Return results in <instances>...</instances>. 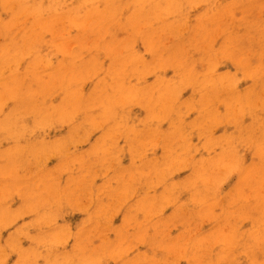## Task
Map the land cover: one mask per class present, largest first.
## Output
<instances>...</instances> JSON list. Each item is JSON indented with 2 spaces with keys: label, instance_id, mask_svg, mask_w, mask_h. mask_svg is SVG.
I'll return each instance as SVG.
<instances>
[{
  "label": "rangeland",
  "instance_id": "rangeland-1",
  "mask_svg": "<svg viewBox=\"0 0 264 264\" xmlns=\"http://www.w3.org/2000/svg\"><path fill=\"white\" fill-rule=\"evenodd\" d=\"M15 1L18 3H16ZM19 1L20 0H18V1L17 0H8V1L6 0V1L1 2V0H0V73H1L0 74V83L2 82L0 84V92H1L0 98H2V97L6 98L5 96L8 93L5 95V92H8V90H7L8 88H6L5 86H9L8 85L9 83L11 85V87L9 86V88H11L12 91L14 89V92L11 93V91H10L11 89H9L10 92L8 95H11V96L14 95L16 93L15 91H17V90H19V92H20V93L17 92L15 94V97H14L15 99L20 98V102H19V100H14L11 98L10 99L6 98L7 102H5L6 99L3 100V98H2V100H0L1 102L2 101L4 102V103L0 102L1 103L0 107L2 105V107H1L2 111L0 109V111H1L0 112V124L3 123V121H5V120H6L5 122L7 123L6 118L8 117V119H9L11 112H13V111H15V112L12 113V117L16 116V113L18 110H21V111L23 110V112L20 111L21 114L23 113L25 115L26 114L29 115L27 117H25V115H24V117H23L21 114H17V115L22 116L21 119L23 121L21 119H18V118H20V116H18V117L16 116V119H17L16 122L13 121L15 119L12 118L13 119L12 120L10 118L12 120V122L14 123L13 125H15V126H12L11 128L8 126L10 129H12V128L14 129L11 132H10V129L8 132H6L7 129H3V126L2 127L0 126V128H2L1 131L3 130V132L0 131V154L4 155V156H2L3 158L1 157V159H0V221H2V223H0V262H3V264H69V262H73V261L93 262V264H175V263L176 264H189V262H191V264H198V263L199 264H206L207 261H213L214 264H221V262L223 261L225 264H227V263L231 264L232 261L234 262L237 260L236 261L237 263H234V264H238L239 262H240L239 264H250L251 261H253V262L254 261L256 262V260H257V262L259 260L264 261V259H262V258H264V255H263L264 251H262V249H261L264 247V242H263L264 240L263 241L261 240V239H263V237L257 238V236L259 234L264 235L261 232V228L263 229V227L257 226L255 224L256 222H254L253 220H252V223H250L251 225L248 224L249 219L247 221H243V220H246L248 218L247 217L248 215H250L252 218L254 217L253 219L255 221L257 218H260L259 216L261 214L259 212L258 213L256 212L257 207L255 206L256 204H254V203L258 202L257 203V206H258V204L260 205L261 202L263 203V201L260 202V199L264 200V196H263V190H264L263 189L264 188V184H263V182H264L263 181L264 180L263 179V177H264L263 173L264 172L263 171L264 170L262 171V169H264V168H261L262 163H263L261 161L264 160V154H260V153H264V151L263 152L261 151L264 149V147H263L264 145L263 146L261 145L262 144L261 142H263V144H264V102H263L264 101V80H263L264 69H262V68H264V66H263L264 65V52H263L264 51V43H263L264 42V35H263L264 34V31H263L264 26L259 27V26L264 24L263 23V21H264V0H209L208 3H207V0H206V2H204V0L203 1L202 0H184V1L180 0V2L181 1L182 2L181 3L177 2V5H175V4H176V1H178V0H172V4L169 3V4H171V6L170 5L167 6L168 3L165 0H160V1L157 0L159 2V6H156V7H158L159 11L154 9V12H156V14H153L154 13L153 11L151 12V10H153V7L151 5H145L148 2L145 1L146 3L143 4L142 3L143 1L141 3H139V2H136L137 0H120V2H119V0H114L113 2H111L112 0H108L107 3L102 1V0L94 1V2H92L91 0H88L86 2H82L81 0H62L60 3L55 4L52 8H49V6L45 7V6H47V4L51 5L52 2L50 0H42L43 3H40V0H38L37 2L36 1L33 2V0L27 1L26 2L27 6L31 3L30 5L33 7L32 4L34 3V5L37 4L38 6L40 4L39 8L45 7V9L43 11H41V13H36V14L34 12H32L33 10L30 12V8L32 9V7L30 5L27 7L26 5H23L26 3H24V2L21 3V1L20 2ZM247 1H248V3H247ZM6 2H9V4H6ZM10 2H12V3H10ZM245 3H246V5L247 4H249V5H247L248 6L247 8L243 9L241 6L243 5L245 7L246 6ZM41 4H43V5L41 6ZM240 4H242V5H240ZM9 5L10 6L12 5L11 8L14 5V7L12 8L13 11L11 8L10 9L7 8V7H9ZM141 5H143V9H140V10L142 11V13H144V15H142V17L140 16L141 11H139V8H142ZM24 6H26L27 9ZM38 6H34V7H38ZM150 6L152 7V9ZM175 6H177V7H175ZM17 8H18V12L14 11V10H17ZM22 8H25V10H22ZM145 8L147 9L148 13H146L147 11ZM165 8H167L166 10H169V11H167L168 13L165 11ZM171 8H173V10ZM177 8H178V10H177ZM27 10H29V11L27 14H25L27 12ZM72 10H74V11L71 14H69ZM115 10H116V13H115ZM174 10H176L177 12L172 14V11L174 12ZM22 11H24V12H22ZM112 11L114 14H116L115 16H111ZM163 11H165V12H163ZM135 12L137 14H135ZM158 12L161 14H159ZM60 13H62V14H60ZM76 13H78V14H76ZM169 13H171V14H169ZM38 14H39V17H38ZM145 14H147V15L153 14L152 16H156L155 17L156 19L154 17L150 18L151 16H149V17L147 15L145 16ZM158 14H159V16L162 15L161 18L159 17V20H158ZM241 14H242V17H240ZM17 15H19V16H17ZM24 15H27V16H24ZM74 16H75V18L80 20L79 22H81L80 23L81 26L79 24L75 25V22L70 23L71 17H74ZM139 16L141 18H143V16H144L145 19H147L146 17H148V18H150L149 21L151 22L153 20L152 22L155 24L152 23V25H151V23L148 22L151 26L149 24L146 25L147 24L146 22L148 21V19L144 20V21H146L145 23H144L143 19L141 20L140 18H139V21H137ZM163 16H166V17H163ZM233 16L235 18L234 20H233ZM84 17H85V21H84L85 23H82V20H84L83 19ZM210 17L217 18V19L211 18L215 21L214 22L212 20V22H211L209 19H206V18H210ZM245 17L246 18L250 17V19L247 18L248 19L247 20ZM116 18L118 21L116 20ZM237 18L240 20V22H239V20H237ZM170 19H173V20L171 21ZM251 19H252V24L250 21ZM37 20H39V21H37ZM16 21L18 23L15 24ZM131 21L132 22L137 21V22L132 23ZM141 21H143L142 25L145 24L144 26L139 24V23H141ZM156 21H158V22L156 23ZM241 21H243V24ZM37 22H38V24H37ZM235 22H237V23L239 22L238 24H241V25L238 26V24L237 23L235 24ZM244 22H246V23H244ZM248 22H250V23H248ZM205 23L207 24V26L205 25ZM212 23H214V25ZM82 24H84V25H82ZM166 24H168V25L165 27ZM12 25H14V26H12ZM128 25H129V27L132 25L130 27L132 32H131L130 28H126V27H128ZM137 25L139 28L137 27ZM210 25L212 28H210ZM11 26H12V28H11ZM201 26L205 27L204 30L202 29ZM208 26H209V28H207ZM222 26H223L224 30L227 29V27H228V30L224 31V33L228 31L225 34L232 35L231 37L229 35V37L232 39V40L229 39L231 41V43H230V41H229V43L227 42L228 37L225 38V36H226L225 34L222 35L223 37H221V34H223L222 33V31H223ZM149 27H151V28H149ZM159 27H161V28L158 29ZM214 27H215V29H214ZM136 28L137 29L141 28V29H140V31L139 30L136 31L137 30ZM200 28L202 29V31ZM261 28H262V30H261ZM133 29L135 30V33L138 32V33H136L137 36L135 35ZM163 29L165 31H163ZM205 29L207 32L205 31ZM211 29H212L211 34H209L210 31H208V30H211ZM149 30H150V32H149ZM152 30H154V32L158 30L155 33L158 35L157 38L160 39V41H161L159 43V45H160L159 49L157 46L158 40H156V34ZM197 30L201 31L202 35L198 36L201 33H199V31H197ZM214 30H216V31H214ZM259 30H260V32H259ZM204 31L206 33H204ZM217 31L219 34L217 33ZM246 31H248V32H246ZM28 32L31 34L29 35ZM214 32L216 34H214ZM27 33H28V36H27ZM256 33H258V34L256 35ZM175 34H177V35L175 36ZM206 34L207 35L209 34L210 35V36L208 35L209 37H211V35H212L211 40H213V42L210 40V38ZM138 35H139V38H138ZM204 35H206L207 38ZM233 35H235V36H233ZM261 35H263V36H261ZM9 36H10V38H9ZM23 36L24 37L26 36V38H24ZM187 36H189L191 38V40H188L190 38L187 39L186 38ZM243 36H244V38H243ZM256 36L258 37V39L256 38ZM142 37H144V38H142ZM160 37H162V38H160ZM146 38H150V39H148L146 42ZM204 38L206 41L204 40ZM23 39H24V43H23L24 47L21 44L23 42L22 41ZM184 39H186L187 41L185 40V42H184ZM202 39L204 40V42L202 41ZM224 39L225 40L227 39V40L225 41ZM244 39H246L247 41L246 40L244 41ZM149 40H150V42H149ZM177 40L178 41L180 40L179 43L177 42ZM181 40L184 42L183 45H182ZM261 40L263 42H261ZM29 41L32 44H28V43H30ZM201 41L203 42V44ZM221 41H225V42H223V45L226 44V46L225 45L223 46ZM155 42H156V46H157L156 49H155L156 46L153 45V43H155ZM206 42H208L209 46H212L214 44L212 47L215 46L217 49H215V47H214V49H215L214 50L212 47H210L213 50L208 51L207 47H209V46H206V44H207ZM34 43H35V47L33 45ZM117 43L119 46L116 47ZM149 43H151V46ZM211 43H213V44H211ZM24 44H26L27 46L30 45L31 48H34L33 51H31V48L26 49L27 46ZM109 44H111L110 47H112L113 53L111 51L112 49L108 48ZM147 44H149V46H150V47L148 46L149 49H146ZM178 44H179V46H178ZM18 45H19V47H18ZM32 45H33V47H32ZM96 45H98V46H96ZM172 45H173V48H176V49L170 48V47H172ZM181 45H182V48L180 47ZM233 45H235V46H233ZM205 46H206V48H205ZM254 46H256V47H254ZM6 47H8V48H6ZM119 47L123 48V49L121 50V49H119ZM243 47L245 49L244 52H242ZM245 47H247V48H245ZM117 48L119 50L115 51V50H117ZM124 48H126L127 50H124ZM163 48H164V50H163ZM222 48H224V49H222ZM238 48L241 50V52L243 54L240 53V50ZM258 48H260V49L258 50ZM5 49L6 50L8 49V50L6 51ZM20 49H22V50H20ZM74 49L77 50L79 53L78 54L76 52L77 56H76V54H74V52H75ZM166 49H168V50L170 49L169 52ZM177 49H181L179 51L180 53H181V51H184L185 54L182 52L183 58L186 56L184 59L182 58V56L180 54H178L175 51ZM221 49L223 51H221ZM236 49H237V51H234ZM13 50H14V52L18 51L20 54L18 52L14 53ZM24 50L25 51H31V52H29V54L27 52L22 54V52H24ZM108 50H110L111 53ZM132 50H134V52L136 53V54L135 53L133 54V57H132V54L129 55L130 53L133 52ZM149 50H150V52H149ZM203 50H205V53L207 52L209 56L207 54H204ZM251 50H252V54H251ZM105 51L106 52L108 51V53H106ZM160 51H162V52H160ZM226 51H228V52H226ZM232 51L235 53H233ZM6 52L12 53V58L16 57V58H13L15 61L10 62L11 60L10 61H9V59L6 60L5 59V58H7ZM114 52H116L115 55L118 53H119V55H116V57H113ZM164 52H165V54H164ZM175 52H176V54H174ZM200 52H203V53L200 54ZM225 52L228 54H226ZM237 52L240 53L243 57L246 56L247 61L244 62L243 59H245V57L243 58L240 55L238 57L236 55ZM257 52H258L260 57L258 56ZM260 52H262V53L260 54ZM41 53L44 54L43 57H42ZM65 53H68V54L66 55ZM69 53L72 54V55H70V56H72V58L69 57ZM152 53H153V55H152ZM155 53H159V55H158L159 58H158V56L156 58L157 54H155ZM171 53H173L174 56H172ZM198 53L200 54L201 58L198 57L199 56ZM230 53H233V55H232L233 61L232 62L230 60L231 55L229 56ZM14 54H15V56H14ZM16 54L19 57L21 56L20 59ZM38 54L41 55L40 58H39ZM255 54H256V56H255ZM78 55H80L81 58ZM127 55L130 57H128ZM136 55H138V56H136ZM10 56H11V54H10ZM121 56H124L126 58V60L124 58H122ZM163 56L164 57L167 56L168 58L165 59ZM233 56L234 57L237 56L236 59ZM247 56H248V58H247ZM78 57H79V60L77 59ZM160 57L163 59L160 60L161 59ZM178 57H180V58H178ZM205 57H208V59H206ZM22 58H23V61L21 60ZM33 58H36V59H33ZM38 58L39 59L44 58V59L38 60ZM94 58H95V61H94ZM170 58H172V59H170ZM228 58H230V59H228ZM240 58H243V59L241 60ZM259 58H260V60H259ZM4 59L6 61H4ZM71 59H73L75 64L71 63L72 62ZM119 59H124L126 61V63L123 60H119ZM131 59H133V60L131 61ZM167 59H168V61H171V62H168ZM181 59L184 63H182ZM186 59L187 60L189 59V60L187 61ZM190 59L192 60V62ZM42 60H44L43 65L41 64ZM45 60L49 61V62L46 61L47 65L49 63L48 66L46 65ZM66 60H67V62H65ZM70 60H71V62H70ZM118 60L120 61V63L117 62ZM157 60L159 61L158 63H157ZM177 60H179V61H177ZM257 60H259V61L257 62ZM33 61L35 63H33ZM206 61L207 62L209 61V62L207 63ZM234 61H236V62L238 61V63L236 64V62H234ZM13 62H15L17 68H16V66L14 67ZM63 62L65 65L64 68H66L65 69L66 72L64 71L63 66H62V70L59 69L61 67V65H63ZM122 62L124 63V66H123ZM128 62H130V63H128ZM139 62H142L141 63L142 66ZM161 62L163 63V65ZM165 62L168 64L170 63L169 66H172V67L165 66V64H166ZM173 62L175 63L176 66L174 65ZM177 62L178 63L181 62V64H178ZM10 63L13 65L14 69L12 68V65ZM70 63L74 64L73 65L74 68ZM241 63H244L245 66L247 63L249 65V66L247 65V67H250V65H251L254 68L251 67L252 70L250 68L249 69L250 72H249L248 68L243 67ZM254 63L256 66H254ZM32 64H35L34 66H37V67L33 68L34 70L30 69ZM81 64H83L82 67H81ZM84 64H85V66L87 65L88 68H87V66L85 67ZM125 64H126V66H125ZM130 64H131V67L129 66ZM231 64H233V65H231ZM238 64H240L243 68H245L246 71H244L245 69L243 70V68H241L240 66H235ZM260 64H263V65L261 66ZM5 65H6L5 68H7V71L4 68ZM57 65H59V67ZM188 65L189 66L191 65V67L190 68L188 67L189 68V70H188L189 75H186V74H188L187 69H186ZM70 66H72L73 69L70 68ZM177 66L181 67L182 70H184V73L182 72L181 68H179ZM258 66H261L262 67L261 69L263 71L260 70L259 69L260 67H258ZM27 67H28V69L26 70ZM1 68H3V69H1ZM51 68H53V70L55 68V72L51 71L52 73H50V70H52ZM57 68L59 70H57L58 72L56 73ZM67 68L70 69V71L72 70L71 74L69 71H67L68 70ZM174 68H176V70ZM177 68H179V70ZM238 68H241V69H238ZM125 69L128 72H126ZM207 69H209L210 71L208 72ZM235 69H237V70H235ZM254 69H256V70L254 71ZM31 70L33 73L31 72ZM75 70L76 71L78 70L77 72L79 75L76 76V78L74 80L73 79L74 76L77 75L76 74L77 72H75ZM129 70H130V72H129ZM202 70H205L206 72H202ZM1 71H3L4 73ZM61 71H63V72H61ZM79 71H80V73H79ZM83 71H84V73H83ZM131 71H132V73H131ZM133 71H134V74L137 78H135V76L133 75ZM140 71H142L143 73L142 72L140 73ZM179 71H181L180 74L181 73H182V75L184 74L181 77V78H183L182 80H180L181 75L179 76V78L177 76V75H179ZM252 71H254V73ZM46 72H48V73H46ZM73 72H74V74H73ZM85 72H88V74L85 75L86 74ZM136 72H138V73H136ZM199 72L202 73L201 74L202 77L200 76V78L197 75ZM226 72H228V74ZM231 72H232V76H231L232 79L230 77ZM258 72L262 73L263 76H262V74H259V75H261V76H259ZM53 73H54V75H51V76L60 77V74H61V77H60L61 81H60V78H57L58 80L56 81L55 80L56 77L49 76L50 74H53ZM208 73L211 76L210 78H208L209 77ZM251 73H252V75H250ZM13 74H14V76H13ZM26 74H28L27 75L28 78H27V76H24ZM63 74H65V75L63 76ZM67 74H70V76ZM136 74L139 76H137ZM211 74H213V75H211ZM11 75H12L13 80L11 79ZM15 75H16V78H15ZM21 75H22V78H21ZM203 75H205L206 81L208 79H210V81L205 83L206 81L203 82V80H202L203 83H201V84L199 83L201 81H198L197 84L195 82V86H194L193 76H195V78H197V79H195V81H197L198 79L200 80L201 78L204 79ZM219 75H222V76L219 78L218 77ZM256 75H258L259 77L257 78ZM48 76L51 78H49ZM189 76L190 77L192 76L191 79L189 78ZM37 77H38V79H37L38 82L36 81ZM69 77H70V80H74V81H72V84L69 83L70 82L69 80L67 81V78H69ZM215 77H217L218 80H217V78L215 80ZM252 77H254L253 78L254 80L257 78L256 79L257 82L260 80H261V82H258V83L255 82L256 80L254 81L253 79H251ZM17 78L19 80L21 79L20 80L21 82ZM41 78L43 79V81L45 80V78L46 79L49 78L48 80L53 79L51 81V83L48 82L47 80L44 81L46 83L48 82V84L50 83L51 86H48L50 89L52 88V84L54 83V80H55L54 84H56V82L59 83V85L56 84L55 86L53 84L52 89L54 91L52 89H51L52 91L50 89H46V87H45L46 85L44 86V83H43V88L45 87L44 89L50 90L49 92H52L51 95L47 96L46 95L47 91H44V89H42V86H39L40 84L42 85V83H40V82H43ZM80 78H82V79H80ZM228 78H230L231 80ZM259 78H260V80H258ZM16 79L19 83L17 81L15 82ZM62 79H64V80H62ZM103 79H106V81L109 83L107 84V82ZM168 79H169V82H168ZM171 79L173 80V82L171 81ZM177 79L180 81H178ZM227 79H228V81H227ZM78 80L79 81L84 80V81L78 82ZM161 80H162V82H161ZM165 80H167V81L165 82ZM65 81H67L66 84H65ZM101 81H104L106 86ZM117 81H120V82H118L119 86L122 83L124 84V87H122V86L119 87V89L121 88L120 90H117L118 87L115 88L116 86H118ZM184 81H186L188 84H186V82H184ZM217 81H218V83H216ZM219 81H221V82H219ZM224 81H227V82H224ZM230 81L232 82V84ZM237 81H238V84H237ZM180 82H183V87H180V86H182V83H180ZM189 82L193 84V85L191 84L192 87L190 86ZM100 83H101V85H103V87L101 85H99ZM160 83H162V84H160ZM163 83H167V84H163ZM171 83H174V84H171ZM175 83H178V84H175ZM214 83L218 84V86L221 89L219 87H217V85ZM64 84L67 85V87ZM79 84H81L80 87H79ZM250 84H252L254 87L253 86L251 87ZM25 85H27V86L25 87ZM131 85L134 88H132ZM162 85L164 87H162L161 91H160V86H162ZM196 85H197V87L200 85V87L197 88L198 90L195 88ZM206 85H208V86L210 85L209 90L207 88L208 86H206ZM211 85H213V86H211ZM127 86L129 87L128 88L129 90L126 89L127 90L126 91L125 88H127ZM176 86L180 87V89L178 88L179 89L178 92H174L177 89ZM54 87H56V89H54ZM57 87L60 89L59 90L60 92L58 91ZM63 87H65L68 90H71L69 88H72V90L74 88H76V89L79 88V91H81L82 93L80 94L79 91L77 90L79 93L78 94L75 89L73 91L71 90V91L67 92V90L64 91L65 88H63ZM170 87L171 88L174 87L173 88L174 90H171ZM205 87L207 88V92H209L208 93L209 97L207 96V93H205V91H206ZM3 88H5V89L1 90ZM18 88H21V91ZM34 88L36 90L33 93ZM167 88H169V89H167ZM249 88H251V89L253 88V90H251ZM136 89L140 93L137 91V93H138L137 94L136 91H134ZM213 89L215 91H213ZM227 89H228V92H227ZM5 90H7V91H5ZM38 90H39V92H38ZM114 90H115V92H114ZM124 90L126 91V94H121V92L125 93ZM140 90H142V91H140ZM150 90L151 91L153 90V91L149 93ZM194 90H197V91H194ZM203 90H205V91H203ZM36 91H37V93H36ZM40 91H43V93H41ZM61 91H62V93H61ZM128 91L129 92L131 91L130 92L131 95H130V93H127ZM164 91H165V93H164ZM198 91H199V94H202L200 98H199L200 95L197 94ZM210 91H213L215 93L210 92ZM236 91H237V94H236ZM251 91H256V92L253 93ZM23 92H25V93L23 94ZM44 92H45V94H44ZM49 92H48V94H49ZM97 92H100V93H97ZM170 92H172V93H170ZM203 92H204V94H203ZM245 92L248 94H247V97H245V99H244L243 96H246ZM39 93L41 94V96H39L40 95ZM76 93H77V95H76ZM112 93H113L112 99H113V97L115 98V96H116V98H118V96H119V98L115 99V101H114V99L112 100L111 99ZM147 93L150 95H148ZM159 93H160V96L164 97V98H162L163 100H161V98L158 97L159 98L158 101H160V102H158L157 100L155 102V97H156L155 94H157L159 96ZM167 93L169 94V96H167L168 95ZM212 93L215 95V98H213L214 96ZM218 93H219V95H218ZM222 93L225 95H223ZM226 93H227V95H226ZM228 93L229 94L230 93L235 94V97H232V96H234L232 94L229 95L231 97H228ZM256 93H258V94H256ZM36 94H38V95H36ZM96 94H98L100 96H98ZM107 94L108 95L110 94V95L107 96ZM117 94H118V96H117ZM170 94H172L171 95L172 97L170 96ZM173 94H175V96ZM239 94L243 95V96H241V99H240ZM249 94H253V95L255 94L254 95L255 98L252 95V97H253V99H252ZM67 95H70V97H68ZM79 95H81V96L78 97ZM125 95L128 97H126ZM178 95H180V96H178ZM189 95H190V97L193 96V99H192V97H191V99H188V98H190V97H187ZM203 95L205 97L204 99H203ZM217 95L219 97H220V95L221 96L223 95L222 100H221V97L218 99ZM17 96H19V97H17ZM42 96L45 97L46 100ZM46 96L50 97V98H47ZM73 96H75V98ZM102 96L106 97V99L105 98L102 99L103 98ZM121 96L122 97L125 96L124 100ZM147 96L151 97L150 101L147 100ZM165 96L167 97V99ZM248 96H250V97H248ZM33 97H35V98L38 97V99L37 98L36 99L34 98V99L36 100V102L39 106L42 104L40 107L36 104L35 100L33 102ZM41 97L44 99V101L42 100L43 101L42 103H40ZM223 97H225V99L231 98V100H233L234 103L230 102V100H229V103L225 102V99H223ZM23 98L25 99V101L23 100ZM73 98L76 99L77 103L79 104V105L76 104L78 106V107L77 106L75 107L76 113L72 112L74 109H72V111H71V109H69V108L74 107V105L71 103V101H75ZM127 98L128 99L132 98V101L128 100L129 104H127L125 102V101H127ZM174 98H175V100H174ZM186 98L188 100H190L189 103H188V101L185 102V100H187ZM195 98L197 99V101ZM248 98L249 99L251 98L252 100H249ZM96 99L99 100V104L102 102V104L99 105L102 108L98 106V103H96L97 102ZM148 99H150V98H148ZM214 99L217 101L219 100V101L218 102L213 101ZM255 99H256V103L254 101ZM260 99H261V101H260ZM89 100H91L94 103L93 108H91L89 106V105H91V101H89ZM102 100L104 101V103ZM116 100L117 101L121 100L120 106L118 105V107L119 108L121 107V109H118V107H116V109L115 108L113 109L114 111L118 112V113L116 112V116L114 115V118H113L112 117L113 114H111V113H113V110H111L109 106H107V108L104 107V109H103L102 105L105 104V106H106V104L110 103L109 101H112L111 103H113V101L117 102ZM122 100L124 101V103ZM199 100H201L202 102H203V100H206L203 102V104H204L203 107L201 105H199L200 103H202L201 101H200V103H198ZM207 100L209 103L207 102ZM235 100H237V101L235 102ZM38 101H39V103H38ZM67 101H70L71 107H68ZM106 101H108V103H105ZM169 101H171V102H169ZM179 101H181V102H179ZM220 101L223 102V104H221ZM226 101H228V100H226ZM248 101H250V104L248 103ZM22 102H24V103H22ZM130 102H132V103H130ZM148 102H149V104H148ZM157 102H158V104L164 103L165 106L167 105L166 111L167 110L170 111L169 114H171V116H170L171 118L173 117V114L175 112H177V113L179 112V114H177V113L174 114V117H176V114H177L178 118L176 117L177 118L176 120L172 119L174 122L170 121V119L166 118V117H165L166 118V120H165L164 116H167L168 112L166 114V112L164 111L165 112L164 116H162L163 112H162V108H161L160 109L161 112L159 111L161 113L160 114L161 116L158 114L159 112L156 113L158 111V110H156V108L158 109V107H159L158 104H156ZM193 102L198 103V104H194ZM216 102H217V104H216ZM243 102H245V103L243 104ZM47 103L51 104V108H53V109L55 108L54 112H56V113H53V110H52V113L50 114L51 108H49L50 106ZM73 103H75V102H73ZM83 103H85V104H83ZM93 103H92V105H93ZM125 103H126V105H129V107L126 106ZM178 103H180V104H178ZM186 103L188 104L187 107H186ZM238 103H239V105H238ZM254 103H255V105H254ZM21 104H24V105H21ZM32 104L33 105L36 104L35 106H37L39 108L35 109V106L33 107ZM145 104L149 105V106H147V108L150 107V105L152 104L151 105V111H153L157 115L154 113H151L150 108H148L149 110H147ZM207 104H210V106L209 105L207 106ZM212 104L215 106V108L211 107V106H213ZM252 104H253V106H252ZM72 105H73V107H72ZM121 105H123V106H121ZM153 105H155L154 106L155 110H152ZM171 105H173V106H171ZM189 105L192 108L189 109ZM197 105L199 106L198 108L196 107ZM248 105H250L249 106L250 108L248 107ZM20 106H21V108H23V106H24V109H19ZM124 106H126V107H124ZM224 106H225V109L223 108ZM243 106H245V107H243ZM15 107H19V108H15ZM41 107H42V109H41ZM154 107H153V109H154ZM204 107H207V108L210 107L212 109V110L210 108H209L210 110L207 109L206 114L212 115L214 112L213 113H210V112L217 110L216 113L213 114V117L215 116L214 118L211 117V115L210 116L206 115L205 117H208V119L207 120L205 119L204 122L205 121L210 122L213 119L218 120V118L221 121L219 123H217V121H216V124L214 122L215 120H213V122L211 121L213 123L212 124L213 127H212V125H209V124H211V122L210 123L205 122L206 124H204L203 120L202 121L200 120L201 116H203V118H205L203 115V113H205V111L203 110ZM227 107H228V109H226ZM255 107H257V108H255ZM32 108L35 109L34 112H32L33 111ZM80 108L82 109V111L80 110ZM168 108H170L171 110H169ZM194 108H195V111H194ZM65 109L67 111H64ZM78 109L80 112L78 111ZM102 109H103V111H102ZM124 109H126V112H125L126 114H124V111H125ZM174 109H175V112L173 111ZM186 109H187V111H186ZM213 109H215V110H213ZM250 109H253V112L250 111V113L252 112V114H251L252 117H250V114H248ZM69 110L71 111V114L74 113V114H76V116L70 115ZM106 110H108L109 112L111 111L110 114L108 113L109 115H107ZM120 110L122 111V113L119 112ZM176 110H179V111H176ZM183 110H185L186 112L184 111L185 114L182 115ZM201 110H202V112L203 111L204 112L203 113L199 112L200 114L197 115L196 113H198V111H201ZM242 110H244L245 112ZM24 111L26 113H24ZM101 111H102V113H101ZM171 111L174 113H171ZM238 111H240V112L238 113ZM207 112H209V113H207ZM223 112H224V114L226 113L225 115L228 114L229 117H231V118L228 117V119H227V117L225 115H223ZM42 113L43 114L46 113V114L43 115ZM62 113H65L64 116H62L63 115ZM244 113L248 114V116H246ZM104 114H106V115L104 116ZM123 114H124V118H123ZM40 115H43V116H40ZM118 115L120 117H117ZM150 115H152V116H150ZM181 115H182V117H181ZM255 115H256V118H255ZM44 116L46 117L45 120L48 119L47 120L48 123L50 120V123H52V125L47 124V122L44 120ZM65 116H69V118L71 117L70 119H72V120L70 122L67 120V122H66ZM149 116H150L151 120L149 119ZM154 116L156 119L153 120L152 117L154 118ZM41 117H43V118L41 119ZM50 117L55 118V120H57V122L56 121L54 122L53 118L51 119ZM105 117L110 119V120L106 119ZM210 117H211V119H210ZM223 117L225 118V120ZM25 118H27L26 121H25ZM56 118H58L59 120ZM99 118L100 119L102 118V119L100 120ZM112 118L114 121H112ZM119 118L124 122H122ZM125 118H127V119H125ZM158 118H160L159 122H157ZM179 118H181V120ZM183 118H184V121H183ZM242 118H243L244 122L242 121ZM91 119H93L95 121V123L93 125H92V123H90L91 126H88L87 121L88 120L93 121ZM104 119H106V122H104ZM168 119H169V122L173 123V125L172 124L170 125L169 122L167 123ZM191 119H193L192 122H191ZM194 119H196V120H194ZM35 120H37V121H35ZM40 120H41V122H40ZM43 120L46 122L44 124L45 125L47 124L48 126L46 125V127H45V125H42L44 122ZM152 120H153V123H151ZM178 120H179V122H178ZM198 120H200L202 122L199 126V131H201L203 129L201 131V133L202 132L204 133L203 135H201V133L198 131V127H195V126H197L196 123ZM228 120H231V121H228ZM233 120H234V122H233ZM110 121H112V122H110ZM193 121L195 123L194 126H193ZM235 121L237 122V125L239 127L236 126V124H235V126H233L234 123H236ZM250 121H252V122L254 121V122L251 123ZM20 122H22L21 124L25 123L24 126L22 127L24 130H21V132L19 131V128H17V126L20 125L19 124ZM37 122L39 124H37ZM77 122L78 123L81 122V126L79 124L77 125ZM119 122L121 124H119ZM228 122H230L231 125L228 124ZM260 122H262V123H260ZM123 123H124V126H122ZM185 123L186 124L192 123V124L189 125L190 126L189 127L188 125L186 126ZM244 123H246L245 125H247V126H245ZM26 124L28 126H25ZM95 124H96V126H95ZM108 124H110L112 128L107 127ZM148 124H149V127H148ZM167 124H169L170 127ZM174 124H178L177 126H180V127H178V129H180V130L177 129V126L174 127ZM7 125H11V124H6V126ZM38 125L44 126V127H40L43 129L37 128ZM203 125H206V126H203ZM208 125L210 127V128L208 127L209 130L207 131V129H205V131H204V127L206 128ZM84 126L86 127L87 130L83 129ZM99 126H101V127H99ZM121 126L123 129L121 128ZM151 126H152V128H154V126H156L154 128L155 130H153L154 131L153 133L151 132L152 131V129L150 128ZM172 126H173V128H172ZM184 126H186V130L188 129V127H189V129L186 131ZM202 126H203V128H202ZM25 127L26 128L29 127V128L27 130H25L26 129ZM87 127H91V128H87ZM157 127L159 130L157 129ZM181 127L183 128V130ZM237 127H238V129H240L238 131H241V129H242L241 133H243L242 134V135H244L243 137L242 136H240V138L237 137L241 134L237 130H236L237 132L235 131V129H237ZM246 127L248 129H245ZM250 127H251V129H250ZM34 128H35L36 132L34 131ZM80 128H82V131ZM109 128H111V130ZM171 128H172V131L170 130V132H169V130H168V133L164 132L165 130L167 131V129H171ZM212 128L214 129V131ZM256 128H257V130H256ZM15 129H17L18 131L15 132ZM29 129H30L32 134H29ZM118 129L119 130L121 129L122 132L119 131ZM210 129H212L211 131H213V132L209 138V135L207 134V132H209V134H210V132H211ZM232 129H234V130H232ZM162 130H163L164 135H165V133L168 134V135H166V137L168 136L167 137L168 139L165 137V139L163 140V138H162L163 135L162 134L160 135L158 133L157 140H156V135H157L156 133L158 131L159 132L161 131V133H162ZM223 130L226 133L223 132ZM27 131H28V133H27ZM108 131H111V132H108ZM132 131H135V132H133L134 134L131 133ZM250 131L252 134L250 133ZM5 132L7 133V135L9 133L11 135L9 134L7 137V135H4ZM75 132H77V133H75ZM107 132L109 133V138L112 137L111 139L108 138ZM147 132H149V133H147ZM175 132H176V134H174ZM182 132H184V133H182ZM230 132L232 133V136L230 138H233V139H231V142L233 141L232 143L230 142V139H228V137L231 134ZM23 133H24V135H23ZM120 133H121V137H120ZM125 133H126V136H125ZM139 133L140 134L142 133V134L140 135ZM169 133H171V134H169ZM179 133H182V134H179ZM236 133H238V134H236ZM257 133H258V135H257ZM16 134H17V136H16ZM20 134H22L23 136ZM25 134L27 136H25ZM76 134L77 135L80 134L79 135L80 137L79 136L77 137ZM110 134H111V137H110ZM2 135H3V138H1ZM149 135H151V136H149ZM170 135H172V136L174 135L175 138L172 139L171 138L172 136L170 137ZM234 135H235V138H234ZM251 135L253 137H250ZM31 136H32V140H31ZM116 136H118V137L116 138ZM131 136H132V138H130ZM133 136L135 139L137 137L139 139V141L142 139L148 140V138H152V139L150 140L149 143L147 141L148 144L146 143L147 145L145 144V146H144V145H142L144 143L143 142L144 140H142V143L141 142L138 143V141L134 140ZM147 136H148V138H147ZM153 136H155V137H153ZM72 137L74 140L71 139ZM140 137L142 139H140ZM225 137H226V140H225ZM248 137H250L251 139H249ZM18 138H19V140H18ZM24 138L26 139L25 141H23ZM27 138H29V141ZM242 138H244L245 140L248 138L247 140L248 141L251 140V141L245 143L241 140ZM14 139H15V141L17 139V141L13 142ZM34 139H36V140H34ZM166 139H167V141H166ZM227 139L230 143V146H232L233 149L229 146ZM253 139H255V140L257 139V142L253 141ZM259 139H260V141H259ZM162 140L164 143L161 142ZM165 141H166L167 145L165 144ZM238 141L239 142L242 141L240 146H239ZM24 142L25 143L28 142L26 149H23V146L25 147V145H26ZM34 142H36V143H34ZM225 142H227V144H225ZM236 142H238V143H236ZM162 143H163V145H162ZM234 143H235L236 147L234 146ZM243 143H244V145H243ZM252 143H254V145ZM259 143H261L260 144L261 146L259 145ZM18 144L22 145L20 148L23 149V151L21 153L20 152L21 149L17 148V150H19V152H20V155L17 154V156L15 157V155H16L15 153L18 152L15 148L19 147ZM44 144H46V146ZM60 144H62V145H60ZM100 144H102V145L100 146ZM256 144L258 147L256 146ZM41 145H43V148ZM106 145H107V149L105 148ZM175 145H178L177 148L175 147ZM251 145H253V146H251ZM32 146L34 148L36 147V149H39L41 147L40 148L41 150L39 151L38 155H37V150H35ZM44 146H45V148H44ZM102 146H104L105 152H101L100 150L98 151L99 147H102ZM255 146H256V149H255ZM13 147H14V150H13ZM60 147H61V149H60ZM220 147H221V152H220ZM225 147H226V150L224 151ZM259 147H260V152L256 151L257 153H254L257 155L252 154L253 152H255V150H259ZM104 148L102 147V149H104ZM218 148H219V150H218ZM236 148L238 149V153H237ZM247 148H249L250 151ZM42 149H44V150L48 149V150H45L46 152L43 150V152H45L46 155L42 152ZM174 149H175V151H173ZM230 149L234 150L235 152L233 153L232 150H230ZM243 149H244V151H243ZM251 149H254V150L252 151ZM180 150H182V151L187 150V152L184 154V151L183 152L181 151V153H180ZM12 151H13L14 157L9 156L10 154L12 155ZM31 151H33V152H31ZM223 151H224V153H223L224 156L223 155L221 156L218 152H220L222 154ZM26 152H29V154H27L28 157L25 154ZM173 152H176V153H173ZM226 152H228V153L226 154ZM33 153L35 155H37V157L35 156L37 158V160H35V158L33 157V155H34ZM179 153L180 154L183 153V154L180 155ZM229 153H231V155H229ZM240 153L244 154L245 157L242 154L240 155ZM39 154L42 155L43 157L42 156L39 157ZM176 154H178L179 156H177ZM259 154H260L261 158L258 156ZM30 155H32L34 160ZM174 155H176V156L173 157ZM227 155H229L230 157H226ZM237 155H239L240 157H238ZM8 156H9V158H8ZM18 156H21V158L23 159V163L21 162L22 159L19 158ZM216 156H219L217 163L215 162V160L217 159ZM241 156H242V158H241ZM179 157H180V159H179ZM214 157H215V160L212 161L211 158H214ZM225 157H226V159H225ZM232 157H234V158H232ZM12 158H14V159L16 158V160H13V163L11 162ZM200 158L203 161L206 159L208 162L210 161L209 164H211L210 166L212 168L207 166L208 165L207 161L203 162ZM229 158H232L231 160L233 161V162H231L232 166L230 165V168H229V164H230L229 162L231 160L229 161ZM258 158L260 160L261 159H263V160L260 161V160H258ZM240 159H243L244 162H243V160H240ZM28 160H31V161H28ZM195 160H197V162H199V163L194 162ZM26 161H27V163H26ZM219 161H222L221 162L222 167L221 166L218 167L220 165ZM234 161H236L237 163ZM240 161H242L241 165L239 164ZM3 162H4V164H3ZM193 162L197 163V164H195V166H194ZM225 162H227V164ZM92 163H93V165H92ZM15 164L16 165L19 164L18 165L19 169H17L18 166H16ZM26 164H29L26 167V169L21 167L23 165L25 167ZM203 164H204V167H203ZM214 164H217V165H214ZM256 164L257 165L261 164L260 166H258L261 168V169L258 168L259 174H262L260 176L257 174L259 179L255 175L256 172L258 173V171L254 169L257 167ZM252 165H254V166H252ZM11 166H13L12 168H14V166H15L16 170L14 169L15 170L14 172H12V170H10V169H12ZM199 166H200V168L203 167V169L201 170L203 176L208 174L207 176L203 177L201 172L199 173V176L201 177L202 181L207 183V184H204V183H202V181H200V178L198 176V172L200 171V169L198 168ZM206 166H207V169H205V173H204L203 170H204V168H206ZM216 166H217V168H216ZM240 166H241V168H240ZM90 167H91V169H90ZM179 167H180V171H179ZM224 167L229 169L230 171L228 170L229 172H226ZM248 167H250V168L253 167V170H255V172L254 171H253L254 173L250 172L251 169ZM20 169H24V170H20ZM135 169H137V170H135ZM194 169H195V171H194ZM198 169H199V171H196ZM215 169L216 170L218 169L217 170L218 172L220 169L221 170L223 169L222 171L220 170V172H219L222 174L220 175ZM8 170H10L9 171L10 173L8 172ZM208 170H209V173L206 172ZM212 170H215L218 173L217 174L218 176L215 180L216 182H214V179L212 177L213 176L212 173H214L215 171H212ZM260 170H261V172H260ZM16 171H17V176L14 175L16 173ZM20 172L23 173V176ZM216 172L214 173L215 174L214 176H216ZM237 172H239L240 176L241 175L244 176L246 174L244 178H246V176H247L248 177V178H246L247 180L244 179L242 176H241L242 177L241 178ZM11 173H13L14 179H13ZM87 173H90L91 175H89ZM158 173L162 176H160ZM192 173L193 174L196 173V174L193 175ZM18 174H21V176H19L20 178H16V177H18ZM164 174L166 176H164ZM209 174H210V176H209ZM219 175L222 177L218 178ZM236 175H238V176H236ZM163 176H164V178H162ZM193 176H196V177H193ZM261 176H262V179L260 178ZM22 177H24V178H22ZM120 177H122V178H120ZM160 177H161V179H160ZM224 177L227 179H225ZM236 177H237V179L235 180ZM253 177L255 179L257 178L256 183H258V184H255V180L253 179ZM204 178H206V181H204L205 180ZM240 178H241L242 182L240 181ZM163 179L166 180V182H164ZM243 179H244V181L246 180V182L249 180L248 181L249 184H254V186L243 182ZM196 180H198V181L196 182ZM219 180H221V181H219ZM211 181H213V183H211ZM217 181H218V183H217ZM223 181H227V182H223ZM234 181H235V183H233ZM238 181H239V184L237 183ZM251 181H253V182H251ZM261 181H263V182L261 183ZM130 182H132V183H130ZM161 182H163L164 184ZM199 182H200V184H199ZM45 183L47 185H45V186L40 185V184H45ZM182 183H184V185ZM242 183H244L246 185L243 184L244 186H242ZM117 184L118 185L122 184V185H119L120 186L119 187ZM129 184H131V186L133 184L134 186L131 187ZM171 184L174 186H172ZM176 184H178V185L175 186ZM202 184L204 185V187ZM229 184H231V185H229ZM233 184H235V185L237 184V185L234 186ZM48 185H51L52 188L50 186L49 187L51 189H54V191H55L54 192L51 189L49 190L50 192H52L54 194L55 202L41 203V204L34 206L33 193L38 192V190L40 191L41 189H44L43 187L48 188L47 187ZM165 185L167 186V188L163 191ZM199 185H200V187H199ZM214 185H216V186H214ZM125 186L127 187V189H126L127 191L125 190V188H126ZM210 186H212V187H210ZM237 186H238V188H237ZM173 187H174V190H173ZM185 187H187V189H185ZM257 187L258 188L262 187V188L257 189ZM120 188H121V190L123 189L122 191L124 194H122V195H121V193H122L121 190H119V191H121V193H118L119 192L118 189H120ZM193 188H196V190L198 189L199 191L198 190L195 191V189H193ZM224 188H226L227 190L225 189L226 191H224ZM228 188H230V189H228ZM160 189L164 192L165 195L167 194L168 196L164 197L165 195L161 192L163 194V198H160V194H161V193L159 194ZM190 189L194 190V192L192 190L190 191ZM234 189H236L240 193H237L236 190H234ZM245 190L248 192L246 193ZM253 190H254V193L256 192V194L253 193L255 195L256 199H254V198L252 199L253 195L250 196L251 191H253ZM29 191H30V193L32 192V195L29 193ZM115 191H117V192H115ZM230 191H231V193H233L235 191V193L231 194V196H230L231 199H229V194H230L229 192ZM249 191H250V194H249ZM173 192H175V193H173ZM221 192H225V193L221 194ZM227 192L229 193L228 195H227ZM259 192H261L262 195H260L261 193H259ZM189 193L192 194V196ZM199 193H200V195H199ZM215 193H217V196L215 195ZM158 194H159V196H157ZM172 194L175 197L171 198ZM210 194H211V197H213V199L209 196ZM219 194H220V197L218 198ZM125 195H126V197H125L126 199L124 198ZM195 195H196V197L194 198ZM235 195H237V196L239 195L238 198ZM114 196H116V197H114ZM155 196L159 197L160 199L155 197ZM169 196H170L171 200L168 198ZM206 196H208L207 199H206ZM215 196L218 199H216ZM244 197L245 198L247 197V198L245 199ZM141 198H143V199H141ZM146 198H148L149 200L151 199V200L150 201L148 200L149 202L147 203ZM179 198H181V199H179ZM226 198L229 200L227 201ZM257 198H260V199H257ZM172 199H174V200H172ZM238 199L241 200V203ZM243 199H245V200H243ZM140 200H144L148 206L146 205V203H144L143 201H140ZM197 200H198V202H196ZM203 200L206 201L207 203H205ZM234 200L236 202L231 204V202ZM122 201H124V203ZM141 202H143L144 206L145 207L147 206V208L143 207V205H141ZM223 202H228L231 205L226 206L227 203H223ZM120 203H123V204L121 205ZM216 203H218L219 205L221 204V207L226 208L223 210H225L224 212L228 211L227 212L228 214H225L224 212L219 213V211H221L222 209L219 208L220 206ZM222 203H223V205H222ZM251 203L253 204L252 207L249 205ZM262 203H261V205H262ZM137 204L141 205L142 208L140 209V206H138ZM205 205H207L209 207L213 206L212 213L210 212L211 216H208V215H210V213L207 215L209 218L206 216V214L208 213V211H210V209L208 211L204 212L205 210H207L206 209L207 206L205 208ZM233 205H235V207H233ZM237 205H239L240 208L245 207L244 211L246 212L248 210L249 214L246 212L248 214L246 216V213L243 212V208L241 211V209H239V207ZM261 205H260V208L262 207V209H263L264 205L263 206H261ZM236 206H237L238 210L240 211L239 213H238V210H236ZM246 207H248L249 209L246 210ZM143 208L146 211L142 210ZM229 208L230 209L233 208V210L230 211V214H231L230 216H229V210H230ZM193 209H194V211H193ZM203 209H205V210H203ZM234 209H235V212H234ZM257 209H258V211L262 210V209L259 210V208H257ZM142 211H144V213ZM195 211L198 212V214L200 213L199 216L197 215V217H196V214L194 213ZM232 211L234 213H231ZM262 211H264V209ZM138 213H139V215H138ZM187 213H188V215H187ZM203 213L204 214L206 213L205 217H203L204 216ZM216 213H218L217 215H219V214H221L222 216L225 215V219L222 218L221 215H219V217L221 216L219 218L218 216H216ZM262 213L264 214V212H262ZM191 214L193 215L192 217H191ZM212 214H213L214 219H212L213 218ZM241 214H243V215H241ZM256 214H257V216H256ZM263 214H262V216H263ZM200 215H202V217ZM227 215H228V218L226 217ZM236 216H237V218H235ZM262 216H261V218H262ZM216 217H218L219 219L218 218L216 219ZM232 217H233V219L230 220V218H232ZM261 218L258 220H261L260 222L262 225L264 223V220H263V218L262 219ZM221 219H222V221H221ZM239 220H241V222H239ZM246 222H247V224H246ZM202 224H203L204 228H203V226L201 227ZM231 224H232V231L235 228H236V230L238 228V230L241 229L240 230L241 232L238 230H237V232H235L236 230L231 232V227H230ZM257 224L259 225V222H257ZM237 225L239 227H237ZM243 226L244 227L248 226L247 229L252 230V231L248 230L249 231L248 236H247L246 232H245L246 234H244V233L242 234V232H243L242 228H244ZM254 226H257V227H254ZM257 228H258V230H255ZM169 230H170V232H169ZM216 230L218 233L216 232L215 234H213ZM254 230L256 232L259 231V234L257 233V236H255L256 232H253ZM251 232H253L252 238L255 237V239L251 240V238H250ZM229 233L230 234L232 233L231 238H233L234 241H232V239L230 237H228V236H231V235H229ZM239 233L241 234V237L236 236ZM254 233H255V235H254ZM221 234H223L221 236L222 238L220 237ZM211 235H212L213 240H214V238H216L215 239L216 244L214 242H212L215 244V245H213L214 247H212V249L214 251L211 249L210 250L211 253H210L209 250H207V248H211V239H209V238H211L210 237ZM233 235H235L236 237H239V238H237L239 241L237 239H235L236 237ZM224 236L226 237L225 239H224ZM246 236H247L248 242L245 239ZM55 237H59V239L58 238L55 239ZM228 238L231 240H226ZM220 239L225 240L223 242V244H222ZM240 239H242V240H240ZM256 239H257V241H256ZM253 240L255 243L251 242ZM174 242H175V244H174ZM206 242H207L208 246H207ZM227 242H229V244L235 243L234 245L236 247H238V249L235 248V246L234 247L232 246L233 248L230 247L232 244L229 245ZM244 242H245V244H244ZM194 243L195 244L200 243V244H198L199 246L197 245V247H196ZM225 243H227L228 245H226ZM236 243L239 244L240 247H243L242 249L244 250V252L241 251L242 249ZM246 244H249V245L252 244L253 247L251 245H250L251 247H249V245L246 246ZM117 245L120 247H118ZM155 245H159V246H155ZM224 245H225V247L227 246L229 249L232 248L230 250L232 252H230L227 249V247L223 248L222 249L223 251H222L221 247H224ZM244 245H245V247H244ZM165 246H167V248H165ZM174 246H177V247H175V249H174ZM204 246L207 248H205ZM218 247H220V248L218 249ZM247 247L249 249H251L250 253H253V256H255L254 257L255 260L254 259L248 260V257L250 256V253H248V252L250 250ZM215 248L218 251H216ZM245 248H247L248 251L245 250ZM224 249H226V250H224ZM233 249H235V250H233ZM219 250H221L222 252ZM263 250H264V248H263ZM216 252L217 253L220 252V253L218 255H216L217 254ZM192 255L196 257L195 261H194V257H192ZM251 257H252V254H251ZM216 259H217V261H219V263L216 262ZM225 259H227V260H225ZM229 259L232 261H230ZM225 261H227V262H225ZM253 262L251 264H253Z\"/></svg>",
  "mask_w": 264,
  "mask_h": 264
},
{
  "label": "bare ground",
  "instance_id": "bare-ground-1",
  "mask_svg": "<svg viewBox=\"0 0 264 264\" xmlns=\"http://www.w3.org/2000/svg\"><path fill=\"white\" fill-rule=\"evenodd\" d=\"M2 1H6V0H1V2H2ZM7 1H8V0H7ZM17 1H18V0H17ZM20 1H21V3H23V2L26 3V2L29 1V0H20ZM20 1H19V2H20ZM34 1L37 2L38 0H33V2H34ZM50 1L52 2L51 5H48V4H47V6H45V7H48V6H49V8H52L55 4L60 3L62 0H50ZM81 1H82V2H86V1H88V0H81ZM91 1L94 2V1H100V0H91ZM102 1H104V2H106V3L108 2V0H102ZM113 1H114V0H112L111 2H113ZM142 1H143V2H142ZM145 1L148 2V3L145 4V5H151V6L153 7V10H151V12H152V11L154 12V9H155V10H158V7H156V6H159V2H158L157 0H137L136 2H139V3L142 2V3L144 4V3H146ZM159 1H160V0H159ZM165 1L168 3L167 6H169V5L171 6V4H172V0H165ZM165 1H164V2H165ZM183 1H184V0H183ZM202 1H203V0H202ZM208 1H209V0H207V3H208ZM12 2H13V1H12ZM12 2H10V3H12ZM15 2H16V1H15ZM119 2H120V0H119ZM136 2H135V3H136ZM177 2L179 3L180 0L176 1V4H175V5H177ZM181 2H182V1H181ZM181 2H180V3H181ZM204 2H206V0H204ZM237 2H238V1H237ZM249 2H250V1H249ZM16 3H18V2H16ZM40 3H43V1L40 0ZM169 3H171V4H169ZM173 3H174V2H173ZM247 3H248V1H247ZM253 3H254V2H253ZM256 3H257V2H256ZM256 3H255V4H256ZM6 4H9V2H6ZM28 4H29V3H28ZM30 4H31V3H30ZM30 4H29V5H30ZM164 4H165V3H164ZM2 5H3V4H2ZM21 5H22V4H21ZM23 5H26V6H27V3H26V4H23ZM29 5H28V6H29ZM32 5H33V7L30 5V6L32 7V9L30 8V12L33 10L32 12H34L35 14H36V13H41V11H43V10L45 9V7H43V8L40 7V8H39L40 4H39V6H38L37 4L34 5V3H33ZM42 5H43V4H41V6H42ZM240 5H242V4H240ZM245 5H246V3H245ZM247 5H249V4H247ZM247 5H246L245 7L242 5L241 7H242L243 9H245V8L248 7ZM11 6H12V5H11ZM11 6L9 5V7H7V8L10 9ZM26 6H24V7L26 8ZM28 6H27V7H28ZM34 6H38V7H34ZM122 6H123V5H122ZM126 6H127V5H126ZM141 6H142V8H139V11H141L140 9H143V5H141ZM151 6H150V7H151ZM167 6H166V7H167ZM252 6H253V5H252ZM3 7H4V6H3ZM13 7H14V5H13ZM13 7H12V8H13ZM152 7H151V9H152ZM175 7H177V6H175ZM175 7H174V8H175ZM12 8H11V9H12ZM20 8H21V7H20ZM25 8H22V10H25ZM156 8H157V9H156ZM242 8H241V9H242ZM26 9H27V8H26ZM145 9H146V8H145ZM149 9H150V8H149ZM166 9H167V8H165V11H166V12L169 11V10H166ZM171 9L173 10V8H171ZM175 9H176V8H175ZM238 9H239V8H238ZM241 9H240V10H241ZM90 10H91V9H90ZM160 10H161V9H160ZM177 10H178V8H177ZM12 11H13V9H12ZM14 11H17V12H18V8H17V10H14ZM28 11H29V10H27V12H26L25 14H27ZM73 11H74V10H72L69 14H71ZM113 11H114V10H113ZM113 11H112V13H111L112 15L110 14L111 16H115V15H116V14L113 13ZM139 11H138V12H139ZM146 11H147V9H146ZM158 11H159V10H158ZM165 11H163V12H165ZM241 11H242V10H241ZM22 12H24V11H22ZM30 12H29V13H30ZM143 12H144V11H143ZM160 12H161V11H160ZM170 12H171V11H170ZM175 12H177V11H176V10H174V12L172 11V14L175 13ZM247 12H248V11H247ZM115 13H116V10H115ZM146 13H148V11H147ZM158 13H159V12H158ZM167 13H168V12H167ZM21 14H22V13H21ZM60 14H62V13H60ZM76 14H78V13H76ZM113 14H114V15H113ZM135 14H137V13L135 12ZM153 14H156V12H154ZM153 14H152V15H153ZM159 14H161V13H159ZM159 14H158V20H159V17L161 18V16H162V15L159 16ZM169 14H171V13H169ZM33 15H34V14H33ZM142 15H144V13H142V11H141V15H140V16L142 17ZM146 15H147V14H145V16H146ZM152 15H147V16H148V17L151 16L150 18H152V17L155 18V17H156V16H152ZM167 15H168V14H167ZM239 15H240V14H239ZM17 16H19V15H17ZM24 16H27V15H24ZM34 16H35V15H34ZM36 16H37V15H36ZM140 16L138 17L137 21H139V18H140L141 20L143 19V21L148 19V21H147V22L144 21V23L146 22V23H147L146 25H148L149 23H151V25H152V23H153L152 21H153V20L150 22V21H149L150 18L146 17L147 19H145L144 16H143V18H141ZM244 16H245V15H244ZM38 17H39V14H38ZM38 17H37V18H38ZM79 17H80V16H79ZM163 17H166V16H163ZM163 17H162V18H163ZM167 17H168V16H167ZM208 17H209V16H208ZM213 17H214V16H213ZM213 17L206 18V19H209V20L212 22L213 19H217V18H213ZM238 17H239V16H238ZM240 17H242V14H241ZM240 17H239V18H240ZM81 18H82V17H81ZM169 18H170V17H169ZM211 18H213V19H211ZM245 18H246V17H245ZM247 18H248V17H247ZM247 18H246V19H247ZM83 19H84V20H82V23H85V22H84V21H85V17H84ZM134 19H135V18H134ZM134 19H133V20H134ZM155 19H156V18H155ZM234 19H235V18H234V16H233V20H234ZM241 19H242V18H241ZM248 19H250V17H249ZM248 19H247V20H248ZM40 20H41V19H40ZM116 20H117V18H116ZM160 20H161V19H160ZM164 20H165V19H164ZM168 20H169V19H168ZM170 20L172 21L173 19H170ZM237 20H239V19L237 18ZM37 21H39V20H37ZM79 21H80V20L77 19V18H75V16H74V17H71V21H70V23H74V22H75V25H78V24L80 25L81 22H79ZM117 21H118V20H117ZM137 21H134V22H137ZM143 21H141V23H139V24L142 25ZM210 21H209V22H210ZM213 21H214V20H213ZM250 21H251V24H252V19H251ZM131 22H132V21H131ZM134 22H132V23H134ZM148 22H149V23H148ZM157 22H158V21H156V23H157ZM160 22H161V21H160ZM214 22H215V21H214ZM239 22H240V20H239ZM239 22H238V23H239ZM241 22H242V24H243V21H241ZM11 23H12V22H11ZM16 23H18V22L16 21L15 24H16ZM43 23H44V22H43ZM236 23H237V22H235V24H236ZM238 23H237V24H238ZM244 23H246V22H244ZM248 23H250V22H248ZM263 23H264V21H263ZM15 24H14V25H15ZM37 24H38V22H37ZM109 24H110V23H109ZM153 24H155V23H153ZM212 24L214 25V23H212ZM215 24H216V23H215ZM261 24H262V23H261ZM14 25H12V26H14ZM41 25H42V24H41ZM82 25H84V24H82ZM144 25H145V24H143L142 26H144ZM149 25H150V24H149ZM151 25H150V26H151ZM162 25H163V24H162ZM167 25H168V24H166L165 27H166ZM205 25L207 26L206 23H205ZM239 25H241V24H238V26H239ZM12 26H11V28H12ZM15 26H16V25H15ZM80 26H81V25H80ZM131 26H132V25H131ZM131 26H130V27H131ZM238 26H237V27H238ZM253 26H254V25H253ZM263 26H264V24L261 25V26H259V27H263ZM130 27H129V25H128V27H126V28H130ZM137 27H138V25H137ZM145 27H146V26H145ZM155 27H156V26H155ZM165 27H164V28H165ZM175 27H176V26H175ZM201 27H202V29L204 30L205 27H204V26H201ZM118 28H119V27H118ZM124 28H125V27H124ZM138 28H139V27H138ZM146 28H147V27H146ZM149 28H151V27H149ZM149 28H148V29H149ZM160 28H161V27H159L158 29H160ZM207 28H209V26H208ZM207 28H206V29H207ZM210 28H212L211 25H210ZM9 29H10V28H9ZM121 29H122V28H121ZM136 29H137V28H136ZM140 29H141V28H140ZM140 29H137L136 31H138V30L140 31ZM148 29H147V30H148ZM165 29H166V28H165ZM200 29H201V28H200ZM202 29H201V31H202ZM206 29H205V31H206ZM214 29H215V27H214ZM130 30H131V28H130ZM130 30H129V31H130ZM133 30H134V29H133ZM222 30H223V31H222L223 34H221V37H223L222 35H224L225 33L228 32V31H227V32L224 33V31L228 30V27H227V29L224 30V29H223V26H222ZM234 30H235V29H234ZM261 30H262V28H261ZM25 31H26V30H25ZM152 31L154 32V30H152ZM157 31H158V30H157ZM157 31H155V32H157ZM163 31H165V30L163 29ZM197 31H199V30H197ZM201 31H199V33H201V34L198 33V34H199L198 36L202 35V32H201ZM205 31H204V33L207 32V31H206V32H205ZM208 31H210L209 34H211L212 29H211V30H208ZM214 31H216V30H214ZM263 31H264V29H263ZM131 32H132V30H131ZM149 32H150V30H149ZM155 32H154V33H155ZM246 32H248V31H246ZM257 32H258V31H257ZM259 32H260V30H259ZM13 33H14V32H13ZM28 33H29V32H28ZM28 33H27V36H28ZM34 33H35V32H34ZM134 33H135V30H134ZM136 33H138V32H136ZM136 33H135V35L137 36ZM217 33H218V31H217ZM231 33H232V32H231ZM237 33H238V32H237ZM250 33H251V32H250ZM30 34H31V33H29V35H30ZM155 34H156V33H155ZM160 34H161V33H160ZM209 34H208V35H209ZM214 34H216V33L214 32ZM218 34H219V33H218ZM248 34H249V33H248ZM251 34H252V33H251ZM257 34H258V33H256V35H257ZM259 34H260V33H259ZM261 34H262V33H261ZM13 35H14V34H13ZM13 35H12V36H13ZM19 35H20V34H19ZM25 35H26V34H25ZM176 35H177V34H175V36H176ZM206 35H207V34H206ZM206 35H204V36L206 37ZM208 35H207V36H208ZM225 35H226L225 38L228 37V41H227V42L229 43V41L232 40V39L230 38L232 35L229 34L230 37H229V35H227V34H225ZM241 35H242V34H241ZM263 35H264V34H263ZM263 35H261V36H263ZM32 36H33V35H32ZM148 36H149V35H148ZM159 36H160V35H159ZM190 36H191V35H190ZM209 36H210V35H209ZM209 36H208V37H209ZM233 36H235V35H233ZM250 36H251V35H250ZM13 37H14V36H13ZM23 37H24V36H23ZM154 37H155V36H154ZM157 37H158V35L156 34V40H158V45H157V46H158V49H159V46H160L159 43H160L161 41H160V39H158ZM9 38H10V36H9ZM24 38H26V36H25ZM138 38H139V35H138ZM142 38H144V37H142ZM160 38H162V37H160ZM186 38L188 39V38H190V37L187 36ZM206 38H207V37H206ZM209 38H210V40H211L212 35H211V37H209ZM243 38H244V36H243ZM256 38L258 39L257 36H256ZM148 39H150V38H146V42H147ZM181 39H182V38H181ZM229 39H230V40H229ZM10 40H11V39H10ZM182 40H183V39H182ZM182 40H181V41H182ZM185 40H186V39H184V42H185ZM188 40H191V38L188 39ZM204 40H205V38H204ZM204 40L202 39L203 42H204ZM222 40H223V39H222ZM224 40H225V39H224ZM226 40H227V39H226ZM226 40H225V41H226ZM245 40H246V39H244V41H245ZM13 41H14V40H13ZM22 41H23V42H22L21 44H22V46H23L24 39H23ZM26 41H27V40H26ZM179 41H180V40H179ZM179 41L177 40L178 43H179ZM186 41H187V40H186ZM202 41H201V42H202ZM205 41H206V40H205ZM211 41L213 42V40H211ZM225 41H221V42H222V45H223V42H225ZM244 41H243V42H244ZM246 41H247V40H246ZM29 42H30V41H29ZM98 42H99V41H98ZM149 42H150V40H149ZM184 42L182 41V45H183ZM203 42H202V44H203ZM248 42H249V41H248ZM261 42H263V41L261 40ZM206 43H207L206 46H209V45H208V42H206ZM209 43H210V42H209ZM228 43H227V44H228ZM230 43H231V41H230ZM238 43H239V42H238ZM259 43H260V42H259ZM263 43H264V42H263ZM28 44H32V43L30 42V43H28ZM149 44H150V46H151V43H149ZM149 44H147L146 49H149V47H150ZM174 44H175V43H174ZM176 44H177V43H176ZM202 44H201V45H202ZM211 44H213V43H211ZM232 44H233V43H232ZM5 45H6V44H5ZM24 45H26V44H24ZM33 45H34V47H35V43H34ZM33 45H32V47H33ZM110 45H111V44H109V47H108V48H109V49H112V47H110ZM153 45L156 46V42L153 43ZM182 45L180 46L181 48H182ZM213 45H214V44H213ZM213 45H212V46H213ZM219 45H220V44H219ZM219 45H218V46H219ZM222 45H221V46H222ZM224 45L226 46V44H224ZM224 45H223V46H224ZM236 45H237V44H236ZM260 45H261V44H260ZM26 46H27V45H26ZM96 46H98V45H96ZM105 46H106V45H105ZM117 46H119L118 43H117L116 47H117ZM130 46H131V45H130ZM148 46H149V47H148ZM157 46L155 47V49L157 48ZM170 46H171V45H170ZM178 46H179V44H178ZM206 46H205V48H206ZM212 46L207 47V50H208V51H210V50L212 51V50L214 49V47H215V46H214V47H212ZM233 46H235V45H233ZM18 47H19V45H18ZM23 47H24V46H23ZM128 47H129V46H128ZM128 47H127V48H128ZM131 47H132V46H131ZM131 47H130V48H131ZM147 47H148V48H147ZM180 47H179V48H180ZM210 47H212L213 49L210 48ZM238 47H239V46H238ZM254 47H256V46H254ZM6 48H8V47H6ZM14 48H15V47H14ZM25 48H26V47H25ZM30 48H31V46L28 45L26 49H30ZM132 48H133V47H132ZM170 48H173V45H172V47H170ZM203 48H204V47H203ZM208 48H209V49H208ZM233 48H234V47H233ZM245 48H247V47H245ZM252 48H253V47H252ZM26 49H25V50H26ZM33 49H34V48H31V51H33ZM119 49L122 50L123 48H120V47H119ZM119 49L117 48V50H115V49H114V50H115V51H118ZM128 49H129V48H128ZM155 49H154V50H155ZM158 49H157V50H158ZM173 49H176V48H173ZM215 49H217V48L215 47ZM215 49H214V50H215ZM218 49H219V48H218ZM222 49H224V48H222ZM222 49H221V51H223ZM238 49H239V48H238ZM241 49H242V48H241ZM259 49H260V48H258V50H259ZM261 49H262V48H261ZM5 50H6V49H5ZM7 50H8V49H7ZM7 50H6V51H7ZM20 50H22V49H20ZM25 50H24V52H22V54L25 53V52H27V53L29 54V52H31V51H25ZM104 50H105V49H104ZM124 50H127V49L124 48ZM124 50H123V51H124ZM150 50H151V49H150ZM150 50H149V52H150ZM163 50H164V48H163ZM166 50H168V49H166ZM169 50H170V49H169ZM169 50H168V52H169ZM171 50H172V49H171ZM180 50H181V49H177V50H175V51H176L178 54H180V55L182 56V58H183V54H182V52L184 53V51H181V53H180V52H179ZM183 50H184V49H183ZM205 50H206V49H205ZM205 50H203V51H204V54H207V55H208L207 52L205 53ZM239 50H240V49H239ZM244 50H245V49H244V47H243L242 52H244ZM249 50H250V49H249ZM63 51H64V50H63ZM74 51H75L74 54H76V52L78 53L77 50L74 49ZM108 51H110V50H108ZM108 51H107V52L105 51V52L108 53ZM111 51H112V53H113V49H112ZM111 51H110V53H111ZM132 51H133L132 53L129 52V53H130L129 55L132 54V57H133V54H134L135 52H134V50H132ZM172 51H173V50H172ZM172 51H171V52H172ZM234 51H237V49L234 50ZM246 51H247V50H246ZM255 51H256V50H255ZM13 52H14V50H13ZM16 52H18V51H16ZM16 52H14V53H16ZM72 52H73V51H72ZM120 52H121V51H120ZM160 52H162V51H160ZM160 52H159V53H160ZM165 52H166V51H165ZM165 52H164V54H165ZM176 52H175L174 54H176ZM226 52H228V51H226ZM226 52H225V53H226ZM230 52H231V51H230ZM232 52H233V51H232ZM242 52H241V50H240V53H242ZM263 52H264V51H263ZM9 53H10V52H9ZM9 53L6 52L7 58H5V59H6V60L9 59V61L11 60L10 62L15 61L13 58H16V57H13V58H12V53H10L11 56H10ZM18 53H19V52H18ZM115 53H116V52H114V56H113V57H116V55H119V53L116 54V55H115ZM159 53H155V54H157V55H156V58H157V56L159 55ZM201 53H203V52H200V54H201ZM209 53H210V52H209ZM233 53H235V52H233ZM233 53H230V54H229V56L231 55V57H230L231 59L228 58V59L231 60V62L233 61V58H232ZM237 53H238V52H237ZM237 53H236V55H237L238 57H239V55L242 56L240 53H238V54H237ZM245 53H246V52H245ZM261 53H262V52H260V54H261ZM19 54H20V53H19ZM35 54H36V53H35ZM41 54H42V53H41ZM65 54L67 55L68 53H65ZM74 54H73V55H74ZM78 54H79V53H78ZM120 54H121V53H120ZM135 54H136V53H135ZM160 54H161V53H160ZM171 54H172V56H174L173 53H171ZM184 54H185V53H184ZM200 54L198 53V55H199L198 57L201 58ZM226 54H228V53H226ZM242 54H243V53H242ZM251 54H252V50H251ZM257 54H258V52H257ZM16 55H17V54H16ZM38 55H39V54H38ZM43 55H44V54H42V57H43ZM70 55H72L71 53H69V57L72 58V56H70ZM112 55H113V54H112ZM125 55H126V54H125ZM152 55H153V53H152ZM169 55H170V54H169ZM207 55H206V56H207ZM234 55H235V54H234ZM245 55H246V54H245ZM14 56H15V54H14ZM17 56H18V55H17ZM25 56H26V55H25ZM36 56H37V55H36ZM76 56H77V54H76ZM78 56L81 58L80 55H78ZM127 56H128V55H127ZM136 56H138V55H136ZM177 56H178V55H177ZM208 56H209V55H208ZM226 56H227V55H226ZM237 56H236V57H237ZM255 56H256V54H255ZM258 56H259V54H258ZM18 57H19V56H18ZM20 57H21V56H20ZM20 57H19V59H20ZM40 57H41V55H39V58H40ZM79 57L77 58L78 60H79ZM121 57L124 58V59L126 60V58H125L124 56H121ZM128 57H130V56H128ZM132 57H131V58H132ZM154 57H155V56H154ZM163 57H164V56H163ZM185 57H186V56H185ZM185 57H184V58H185ZM233 57H234V56H233ZM236 57H234V58L236 59ZM242 57H243V56H242ZM244 57H245V59H246V56H244ZM244 57H243V58H244ZM259 57H260V56H259ZM39 58H38V60H41V59H44L45 57H44V58H41V59H39ZM152 58H153V57H152ZM158 58H159V56H158ZM160 58H161V57H160ZM164 58L166 59V58H168V57L166 56V57H164ZM172 58H173V57H172ZM172 58H170V59H172ZM174 58H175V57H174ZM178 58H180V57H178ZM178 58H177V59H178ZM184 58H183V59H184ZM205 58L208 59V57H205ZM243 58H240V59L242 60ZM247 58H248V56H247ZM5 59H4V61H6ZM17 59H18V58H17ZM33 59H36V58H33ZM33 59H32V60H33ZM73 59H74V58H73ZM73 59H71L72 62H71V60H70L71 63H74ZM77 59H76V60H77ZM124 59H119V60H123V61L126 63V61H125ZM162 59H163V58H161L160 60H162ZM198 59H199V58H198ZM245 59H243L244 62L247 61V59H246V60H245ZM21 60L23 61V58H22ZM32 60H31V61H32ZM119 60H118L117 62L120 63ZM132 60H133V59H131V61H132ZM179 60H180V59H179ZM179 60H177V61H179ZM186 60H187V59H186ZM188 60H189V59H188ZM188 60H187V61H188ZM190 60H191V59H190ZM211 60H212V59H211ZM248 60H249V59H248ZM259 60H260V58H259ZM259 60H257V62H258ZM34 61H35V60H34ZM34 61H33V63H35ZM36 61H37V60H36ZM46 61H47V60H45V62H46ZM83 61H84V60H83ZM94 61H95V58H94ZM127 61H128V60H127ZM129 61H130V60H129ZM139 61H140V60H139ZM167 61H168V59H167ZM181 61H182V59H181ZM184 61H185V60H184ZM252 61H253V60H252ZM47 62H49V61H47ZM47 62H46V65H47ZM65 62H67V60H66ZM80 62H81V61H80ZM87 62H88V61H87ZM89 62H90V61H89ZM155 62H156V61H155ZM158 62H159V61L157 60V63H158ZM168 62H171V61H168ZM174 62H175V61H174ZM174 62H173V63H174ZM185 62H186V61H185ZM191 62H192V60H191ZM206 62H207V61H206ZM208 62H209V61H208ZM208 62H207V63H208ZM210 62H211V61H210ZM213 62H214V61H213ZM213 62H212V63H213ZM234 62H236V61H234ZM262 62H263V61H262ZM13 63H14V67H15L16 64H15V62H13ZM16 63H17V62H16ZM18 63H19V62H18ZM71 63H70V64H71ZM77 63H78V62H77ZM122 63H123V62H122ZM122 63H121V64H122ZM128 63H130V62H128ZM139 63L141 64L142 62H139ZM161 63H162V62H161ZM165 63H166V62H165ZM165 63H164V64H165ZM173 63H172V64H173ZM177 63H178V62H177ZM182 63H184V62L182 61ZM237 63H238V61L236 62V64H237ZM239 63H240V62H239ZM249 63H250V62H249ZM10 64H11V63H10ZM30 64H31V63H30ZM39 64H40V63H39ZM41 64H42V65L44 64V60L41 61ZM50 64H51V63H50ZM61 64H62V63H61ZM74 64H75V63H74ZM74 64H71V65L73 66ZM159 64H160V63H159ZM166 64H167V65H166ZM166 64H165V66H167V67H172V66H169L170 63H169V64L166 63ZM178 64H181V62L178 63ZM187 64H188V63H187ZM187 64H186V65H187ZM190 64H191V63H190ZM241 64H242V66L245 67V68H246L247 65H248L247 63H246V66H245L244 63H241ZM1 65H2V64H1ZM3 65H4V64H3ZM6 65H7V64H6ZM6 65L4 66V68L6 67ZM11 65H12V64H11ZM11 65H10V66H11ZM28 65H29V64H28ZM34 65H35V64H32V66H31L32 68L30 67V69H33L34 67H37V66H34ZM48 65H49V63H48ZM48 65H47V66H48ZM82 65H83V64H81V67H82ZM162 65H163V63H162ZM174 65H175V63H174ZM174 65H173V66H174ZM182 65H183V64H182ZM191 65H192V64H191ZM191 65H190V66H189V65L187 66L186 69H187L188 74H186V75H189V71H188V70H189V68L191 67ZM231 65H233V64H231ZM252 65H253V64H252ZM260 65L262 66L263 64H260ZM7 66H8V65H7ZM10 66H9V67H10ZM57 66L59 67V65H57ZM62 66H63V68H64V66H65V65H64V62H63V65H61V67H60L59 69L62 70ZM72 66H70V68H72ZM84 66H85V64H84ZM86 66H87V65H86ZM86 66H85V67H86ZM123 66H124V63H123ZM125 66H126V64H125ZM129 66L131 67V64H130ZM141 66H142V64H141ZM175 66H176V65H175ZM180 66H181V65H180ZM195 66H196V65H195ZM235 66H240L241 68H243L240 64L235 65ZM235 66H234V67H235ZM248 66H249V65H248ZM254 66H256L255 63H254ZM261 66H258V67H260L259 69H260V70L264 69V68H262ZM263 66H264V65H263ZM45 67H46V66H45ZM81 67H80V68H81ZM85 67H84V68H85ZM90 67H91V66H90ZM161 67H162V66H161ZM177 67H179V66H177ZM188 67H189V68H188ZM251 67L254 68L253 66L250 65V67H247L248 70H249ZM12 68H13V65H12ZM16 68H17V66H16ZM73 68H74V66H73ZM73 68H72V69H73ZM87 68H88V66H87ZM87 68H86V69H87ZM140 68H141V67H140ZM140 68H139V69H140ZM179 68H181V67H179ZM179 68H177V69L179 70ZM193 68H194V67H193ZM241 68H238V69H241ZM245 68H243V70H244ZM252 68H251V70H252ZM261 68H262V69H261ZM1 69H3V68H1ZM5 69H6V71H7V68H5ZM5 69H4V70H5ZM10 69H11V68H10ZM13 69H14V68H13ZM27 69H28V67L26 68V70H27ZM35 69H36V68H35ZM51 69H52V70H50V73H52L53 71L55 72V68H54V70H53V68H51ZM59 69H58V68L56 69V73L58 72L57 70H59ZM65 69H66V68H64V71H65ZM67 69H68V68H67ZM77 69H78V68H77ZM86 69H85V70H86ZM131 69H132V68H131ZM131 69H130V70H131ZM139 69H138V70H139ZM174 69L176 70V68H174ZM204 69H205V68H204ZM33 70H34V69H33ZM48 70H49V69H48ZM79 70H80V69H79ZM82 70H83V69H82ZM99 70H100V69H99ZM130 70H129V72H130ZM140 70H141V69H140ZM181 70H182V68H181ZM207 70H208V72L210 71L209 69H207ZM235 70H237V69H235ZM248 70H247V71H248ZM255 70H256V69H254V71H255ZM51 71H52V72H51ZM67 71H69L70 74L72 73V72H71L72 70L70 71V69H68ZM77 71H78V70H77ZM77 71L75 70V72H77ZM89 71H90V70H89ZM125 71L128 72L126 69H125ZM195 71H196V70H195ZM195 71H194V72H195ZM213 71H214V70H213ZM244 71H246V69H245ZM254 71H252V72L254 73ZM262 71H263V70H262ZM1 72H3V71H1ZM28 72H29V71H28ZM31 72H32V70H31ZM61 72H63V71H61ZM65 72H66V71H65ZM69 72H68V73H69ZM141 72H142V71H140V73H141ZM180 72H181V71H179V75H177L178 73L176 72V73H177L176 75L178 76V78H179L180 75H181L180 78L184 75V74L182 75V73L180 74ZM182 72L184 73V70H182ZM192 72H193V71H192ZM197 72H198V71H197ZM202 72H206V71H205V70H202ZM249 72H250V70H249ZM263 72H264V71H263ZM3 73H4V72H3ZM25 73H26V72H25ZM29 73H30V72H29ZM32 73H33V72H32ZM46 73H48V72H46ZM79 73H80V71H79ZM81 73H82V72H81ZM83 73H84V71H83ZM85 73H86L85 75L88 74V72H85ZM131 73H132V71H131ZM136 73H138V72H136ZM140 73H139V74H140ZM142 73H143V72H142ZM185 73H186V72H185ZM226 73L228 74V72H226ZM0 74H1V73H0ZM70 74H67V75L70 76ZM73 74H74V72H73ZM73 74H72V75H73ZM76 74H77V75H75L74 78H73L74 80H75L76 76L79 75L78 72H77ZM199 74H200V75H199ZM201 74H202V73H200V72L197 74V75L199 76V78H200V76L202 77ZM247 74H248V73H247ZM255 74H256V73H255ZM259 74H262V73L258 72V75H259ZM27 75H28V74H26V75H24V76H27ZM47 75H48V74H47ZM51 75H54V73H53V74H50L49 76H51ZM64 75H65V74H63V76H64ZM67 75H66V76H67ZM133 75L135 76L134 71H133ZM133 75H132V76H133ZM136 75H137V74H136ZM186 75H185V76H186ZM192 75H193V74H192ZM211 75H213V74H211ZM225 75H226V74H225ZM250 75H252V73H251ZM258 75H256L257 78H258L259 76H261V75H259V76H258ZM13 76H14V74H13ZM19 76H20V75H19ZM38 76H39V75H38ZM43 76H44V75H43ZM49 76H48V77H49ZM137 76H139V75H137ZM195 76H196V75H195ZM195 76H193V78H194V86H195V82H196V84H197L198 81H201V82H199V83L201 84V83H203L204 81H206V79H205V75H203V77H204L205 80H204L203 78H201L200 80L198 79L197 81H195V79H197V78H195ZM208 76H209L208 78L211 77L209 73H208ZM221 76H222V75H219L218 77L220 78ZM231 76H232V72H231L230 77H231ZM245 76H246V75H245ZM262 76H263V74H262ZM46 77H47V76H46ZM51 77H56L55 80L57 81V80H58L57 78H60V77H61V74H60V77H57V76H51ZM51 77H49V78H51ZM72 77H73V76H72ZM85 77H86V76H85ZM111 77H112V76H111ZM191 77H192V76H191ZM191 77L189 76L190 79H191ZM212 77H213V76H212ZM254 77H255V76H254ZM254 77H252L251 79H253ZM15 78H16V75H15ZM19 78H20V77H19ZM21 78H22V75H21ZM27 78H28V76H27ZM49 78H47V79L45 78V80H47L48 82L51 83V81H52L53 79L48 80ZM135 78H137V77L135 76ZM189 78H188V79H189ZM193 78H192V79H193ZM216 78H217V77H215V80H216ZM257 78H256V79H257ZM11 79L13 80L12 75H11ZM17 79H18V78H17ZM17 79L15 80V82L17 81ZM37 79H38V77L36 78V81L38 82ZM41 79H42V78H41ZM80 79H82V78H80ZM106 79H107V78H106ZM106 79H103V80L106 81ZM122 79H123V78H122ZM182 79H183V78H181L180 80H182ZM188 79H187V80H188ZM190 79H189V80H190ZM228 79H230V78H228ZM228 79H227V81H228ZM231 79H232V77H231ZM231 79H230V80H231ZM256 79H255V80H256ZM18 80H19V79H18ZM20 80H21V79H20ZM20 80H19V81H20ZM45 80H44V81H45ZM55 80H54V83H55ZM62 80H64V79H62ZM68 80L70 81L69 83H71V84H72V81H74V80H70V77L67 78V81H68ZM84 80H85V79H84ZM84 80H83V81H84ZM123 80H124V79H123ZM177 80H178V79H177ZM180 80H178V81H180ZM202 80H203V82H202ZM217 80H218V78H217ZM222 80H223V79H222ZM237 80H238V79H237ZM245 80H246V79H245ZM253 80H254V79H253ZM255 80H254V81H255ZM258 80H260V78H259ZM263 80H264V78H263ZM42 81H43V79H42ZM44 81H43V82H40V83H42V85L40 84L39 86H42V89H44L45 87H46V89H50V88L48 87V86H51L50 83L48 84V82L46 83V82H44ZM60 81H61V78H60ZM67 81H65V84L67 83ZM80 81L83 82L82 80H80ZM80 81L78 80V82H80ZM166 81H167V80H165V82H166ZM171 81L173 82L172 79H171ZM171 81H170V82H171ZM208 81H210V79H208L205 83H207ZM227 81H224V82H227ZM13 82H14V81H13ZM17 82H18V81H17ZM20 82H21V81H20ZM101 82H103V83L105 84L104 81H101ZM106 82H107V81H106ZM110 82H111V81H110ZM118 82H120V81H117V85H118ZM161 82H162V80H161ZM168 82H169V79H168ZM184 82H186V81H184ZM192 82H193V81H192ZM214 82H215V81H214ZM219 82H221V81H219ZM230 82H231V81H230ZM235 82H236V81H235ZM251 82H252V81H251ZM255 82H257V80H256ZM255 82H254V83H255ZM258 82H261V80L258 81ZM258 82H257V83H258ZM1 83H2V82H1ZM1 83H0V84H1ZM18 83H19V82H18ZM29 83H30V82H29ZM43 83H44V86L46 85L44 88H43ZM45 83H46V84H45ZM54 83H53V84H54ZM60 83H61V82H60ZM75 83H76V82H75ZM108 83H109V82H107V84H108ZM180 83H182V86H180V87H183V82H180ZM189 83H190V82H189ZM210 83H211V82H210ZM210 83H209V84H210ZM216 83H218V81H217ZM216 83H214V84H216ZM53 84H52V88H53ZM56 84L59 85L58 82H56ZM56 84H54V86H55ZM65 84H64V85H65ZM160 84H162V83H160ZM163 84H167V83H163ZM171 84H174V83H171ZM175 84H178V83H175ZM186 84H188V83L186 82ZM191 84H192V83H190V86H191ZM231 84H232V82H231ZM237 84H238V81H237ZM237 84H236V85H237ZM252 84H253V83H252ZM252 84H250L251 87L253 86ZM262 84H263V83H262ZM5 85H6V84H5ZM8 85L11 87L10 83H9ZM19 85H20V84H19ZM29 85H30V84H29ZM74 85H75V84H74ZM80 85H81V84H79V87H80ZM99 85H101V83H100ZM110 85H111V84H110ZM127 85H128V84H127ZM129 85H130V84H129ZM169 85H170V84H169ZM179 85H180V84H179ZM184 85H185V84H184ZM192 85H193V84H192ZM216 85H217V87H219L218 84H216ZM258 85H259V84H258ZM9 86H5L6 88H8V89H7L8 92H5V95H6L7 93L9 94L10 91H11V93L14 92V89H13V91H12V89L9 88ZM21 86H22V85H21ZM26 86H27V85H25V87H26ZM65 86L67 87V85H65ZM69 86H70V85H69ZM72 86H73V85H72ZM101 86L103 87V85H101ZM105 86H106V84H105ZM113 86H114V85H113ZM121 86L124 87V84L122 83L120 86L118 85V86H116L115 88L118 87L117 90H120L121 88L119 89V87H121ZM172 86H173V85H172ZM174 86H175V85H174ZM206 86H208V85H206ZM211 86H213V85H211ZM229 86H230V85H229ZM260 86H261V85H260ZM3 87H4V86H3ZM23 87H24V86H23ZM30 87H31V86H30ZM30 87H29V88H30ZM47 87H48V88H47ZM61 87H62V86H61ZM97 87H98V86H97ZM109 87H110V86H109ZM131 87H132V85H131ZM162 87H164V86H163V85L160 86V91H161V88H162ZM168 87H169V86H168ZM180 87H179V86H178V87L176 86L177 89H176V88H175V89H176L177 91L175 90L174 92H178L179 89H180ZM191 87H192V86H191ZM198 87H200V85H199ZM198 87H197V85H196L195 88L197 89ZM209 87H210V85L207 87L208 90H209ZM217 87H216V88H217ZM232 87H233V86H232ZM249 87H250V86H249ZM253 87H254V86H253ZM257 87H258V86H257ZM261 87H262V86H261ZM29 88H28V89H29ZM52 88H51V89H52ZM57 88H58V87H57ZM63 88H65V87H63ZM82 88H83V87H82ZM115 88H114V89H115ZM128 88H129V87L127 86V88H125V90L128 89ZM132 88H134V87H132ZM173 88H174V87H173ZM173 88L170 87L171 90H174ZM178 88H179V89H178ZM184 88H185V87H184ZM184 88H183V89H184ZM205 88H206V87H205ZM205 88H204V89H205ZM207 88H206V91H205V90H203V91H205V93H207V96H208V93H209V92H207ZM219 88H220V87H219ZM4 89H5V88H3V89H1V90H4ZM9 89H11V90L9 91ZM18 89H20V91H21V88H18ZM42 89H41V90H42ZM46 89H44V91H47V94H46V95H47V96L51 95L52 92H49L51 89H50V90H46ZM54 89H56V87H54ZM69 89L72 90V88H69ZM74 89H75L76 91H77V90L79 91V88H77V89L74 88ZM74 89H73V90H74ZM123 89H124V88H123ZM123 89H122V90H123ZM164 89H165V88H164ZM167 89H169V88H167ZM220 89H221V88H220ZM249 89H251V88H249ZM7 90H5V91H7ZM35 90H36V89L34 88L33 93H34ZM39 90H40V89H39ZM39 90H38V92H39ZM52 90H53V89H52ZM52 90H51V91H52ZM59 90H60V89L58 88V91H59ZM62 90H63V89H62ZM66 90H67V92L71 91V90H68V89L65 88L64 91H66ZM73 90H72V91H73ZM98 90H99V89H98ZM101 90H102V89H101ZM115 90H116V89H115ZM115 90H114V92H115ZM122 90H121V91H122ZM125 90H124V91H125ZM128 90H129V89H128ZM197 90H198V89H197ZM197 90H194V91H197ZM210 90H211V89H210ZM232 90H233V89H232ZM232 90H231V91H232ZM251 90H253V88H252ZM255 90H256V89H255ZM25 91H26V90H25ZM53 91H54V90H53ZM78 91H77V93H78ZM105 91H106V90H105ZM126 91H127V90H126ZM126 91H125V93H122V92H121V94H126ZM131 91H132V90H131ZM131 91H130V92H131ZM134 91H136V93H137L138 90L136 89V90H134ZM140 91H142V90H140ZM152 91H153V90H152ZM152 91L150 90L149 93L152 92ZM165 91H166V90H165ZM165 91H164V93H165ZM201 91H202V90H201ZM213 91H215V90L213 89ZM213 91H210V92H213ZM224 91H225V90H224ZM231 91H230V92H231ZM239 91H240V90H239ZM248 91H249V90H248ZM3 92H4V91H3ZM15 92L17 93V92H19V90L15 91ZM40 92L43 93V91H40ZM48 92H49V94H48ZM59 92H60V91H59ZM67 92H66V93H67ZM95 92H96V91H95ZM109 92H110V91H109ZM112 92H113V91H112ZM117 92H118V91H117ZM130 92L128 91L127 93H130ZM138 92H139V91H138ZM174 92H173V93H174ZM227 92H228V89H227ZM232 92H233V91H232ZM246 92H247V91H246ZM246 92H245V93H246ZM251 92L255 93L256 91H251ZM0 93H1V92H0ZM16 93H15V94H16ZM19 93H20V92H19ZM24 93H25V92H23V94H24ZM36 93H37V91H36ZM61 93H62V91H61ZM77 93H76V95H77ZM79 93L81 94L82 92L79 91ZM79 93H78V94H79ZM97 93H100V92H97ZM103 93H104V92H103ZM139 93H140V92H139ZM160 93H161V92H160ZM160 93H159V96H158L157 94H155L156 97H157V98L155 97V102H156V100L158 101L159 98H161V100H163L162 98H164V97H161V96H160ZM164 93H163V94H164ZM170 93H172V92H170ZM213 93H215V92H213ZM213 93H212V94H213ZM8 94H7L6 96H5V95H4V96H5L6 98H8V99L11 98V99H14V100H19V102H20V98H18V99H15V98H14V97H15V94L12 95V96H11V95H8ZM39 94H40V93H39ZM44 94H45V92H44ZM137 94H138V93H137ZM147 94H148V93H147ZM167 94H168V93H167ZM197 94H199V91H198ZM203 94H204V92H203ZM216 94H217V93H216ZM222 94H223V93H222ZM230 94H232V93H230ZM230 94L228 93V97H231V96H229ZM236 94H237V91H236ZM247 94H248V93H246V96H243V95L239 94V95H240V99H241V96H243V98L245 99V97H247ZM256 94H258V93H256ZM25 95H26V94H25ZM32 95H33V94H32ZM36 95H38V94H36ZM42 95H43V94H42ZM70 95H71V94H70ZM70 95H67V96L70 97ZM74 95H75V94H74ZM76 95H75V96H76ZM96 95H98V94H96ZM109 95H110V94H109ZM109 95L107 94V96H109ZM130 95H131V93H130ZM130 95H129V96H130ZM148 95H150V94H148ZM164 95H165V94H164ZM171 95H172V94H170V96H171ZM173 95L175 96V94H173ZM176 95H177V94H176ZM194 95H195V94H194ZM199 95H200V96H199V98H200L202 94H199ZM218 95H219V93H218ZM218 95H217V96H218ZM223 95H225V94H223ZM223 95H222V96H223ZM226 95H227V93H226ZM232 95H234V96H232V97H235V94H232ZM244 95H245V94H244ZM249 95H250L251 98L253 99V97H254L255 94H254V95H253V94H249ZM252 95H253V97H252ZM23 96H24V95H23ZM39 96H41V94H40ZM39 96H38V97H39ZM47 96H46V97H47ZM63 96H64V95H63ZM75 96H73V97L75 98ZM80 96H81V95H79L78 97H80ZM86 96H87V95H86ZM88 96H89V95H88ZM91 96H92V95H91ZM98 96H100V95H98ZM112 96H113V93H112V95H111V99H112ZM117 96H118V94H117ZM125 96H126V95H125ZM125 96H123V97L121 96V97L123 98V100H124V97H125ZM167 96H169V94H168ZM178 96H180V95H178ZM197 96H198V95H197ZM211 96H212V95H211ZM211 96H210V97H211ZM213 96H214V97H213ZM213 96H212V97L215 98V95H214V94H213ZM217 96H216V97H217ZM222 96L220 95L221 100H222ZM250 96H248V97H250ZM258 96H259V95H258ZM258 96H257V97H258ZM261 96H262V95H261ZM0 97H1V94H0ZM17 97H19V96H17ZM21 97H22V96H21ZM38 97H36V98L38 99ZM42 97H43V96H42ZM42 97H41V102H40V103H42V102L44 101V99H45V97H43L44 99H43ZM78 97H77V98H78ZM89 97H90V96H89ZM102 97H103V96H102ZM126 97H128V96H126ZM130 97H131V96H130ZM158 97H159V98H158ZM165 97H166V96H165ZM171 97H172V96H171ZM187 97H190V95L187 96ZM191 97H192V99H193V96H191ZM191 97L188 98V99H191ZM194 97H195V96H194ZM208 97H209V96H208ZM220 97L218 96V99H219ZM2 98H3V100L6 99V98H4V97H2ZM2 98H0V100H2ZM34 98H35V97H33V102H34V100L36 99V98H35V99H34ZM47 98H50V97H47ZM74 98H73V99H74ZM104 98L106 99V97H103L102 99H104ZM118 98H119V96H118ZM118 98H116V96H115V98L113 97L114 101H115V99H118ZM148 98H150V99H148ZM196 98H197V97H196ZM196 98H195V99H196ZM199 98H198V99H199ZM204 98H205V97H204V95H203V99H204ZM251 98H250V99L248 98V99H249V100H252ZM254 98H255V97H254ZM73 99H72V100H73ZM113 99H112V100H113ZM166 99H167V97H166ZM166 99H165V100H166ZM170 99H171V98H170ZM186 99H187V98H186ZM188 99L185 100V102L188 101V103H189L190 100H188ZM223 99H225V97H223ZM236 99H237V98H236ZM258 99H259V98H258ZM23 100L25 101L24 98H23ZM39 100H40V99H39ZM42 100H43V101H42ZM45 100H46V99H45ZM74 100H75V101H71V103L74 105V107H73V105H72L73 108H69V109H71V111H72V109H74L72 112H75V113H76L75 107H76L77 105H79V104L77 103L76 99H74ZM123 100H122V101H123ZM128 100H129V101H130V100L132 101V98H131V99H128V98H127V101H125L127 104H129ZM147 100L150 101V100H151V97H148V96H147ZM153 100H154V99H153ZM174 100H175V98H174ZM174 100H173V101H174ZM226 100H228V101H226ZM229 100H230V102H233V100H231V98H230V99H225V102L229 103ZM242 100H243V99H242ZM242 100H241V101H242ZM89 101H91V100H89ZM94 101H95V100H94ZM96 101H97V102H96ZM96 101H95V102L98 103V106H99L100 104H102V102L99 104V100H98V99H96ZM102 101H103V100H102ZM114 101H113V102H114ZM116 101H117V100H116ZM120 101H121V100H119V101L116 102V103L119 102V103H118L119 106H120V103H121ZM177 101H178V100H177ZM196 101H197V99H196ZM200 101H201V100H199L198 103H200ZM204 101H206V100H203V102H204ZM213 101H217V100L214 99ZM218 101H219V100H218ZM218 101H217V102H218ZM236 101H237V100H235V102H236ZM254 101H255V103H256V99H255ZM260 101H261V99H260ZM0 102H1V101H0ZM5 102H7V99L5 100ZM35 102H36V100H35ZM73 102H75V103H73ZM78 102H79V101H78ZM109 102H110V103H108V101H106L105 103H108L109 105L112 104V103H111L112 101H109ZM145 102H146V101H145ZM152 102H153V101H152ZM152 102H151V103H152ZM158 102H160V101H158ZM158 102H157L156 104H158ZM169 102H171V101H169ZM179 102H181V101H179ZM201 102H202V101H201ZM203 102L199 104V105H201L202 107L204 106ZM207 102H208V100H207ZM217 102H216V104H217ZM220 102H221V101H220ZM263 102H264V101H263ZM1 103H4V102L2 101ZM1 103H0V104H1ZM22 103H24V102H22ZM29 103H30V102H29ZM38 103H39V101H38ZM67 103H68V107H71V103H70V101H67ZM79 103H80V102H79ZM92 103H93V102L91 101V105H89L91 108L94 107V103H93V105H92ZM103 103H104V101H103ZM123 103H124V101H123ZM126 103H125V105H126ZM130 103H132V102H130ZM167 103H168V102H167ZM183 103H184V102H183ZM193 103H194V104H198V103H195V102H193ZM208 103H209V102H208ZM233 103H234V102H233ZM233 103H232V104H233ZM239 103H240V102H239ZM239 103H238V105H239ZM241 103H242V102H241ZM244 103H245V102H243V104H244ZM248 103L250 104V101H248ZM255 103H254V105H255ZM17 104H18V103H17ZM36 104H37V102H36ZM36 104H34V105L32 104L33 107H34ZM47 104H48V103H47ZM76 104H77V105H76ZM83 104H85V103H83ZM108 104H106V106H105V104L102 105V106H103V109H104V107L107 108V106H109ZM148 104H149V102H148ZM156 104H155V105H156ZM171 104H172V103H171ZM178 104H180V103H178ZM202 104H203V105H202ZM210 104H211V103H210ZM210 104H207V106H208V105L210 106ZM213 104H214V103H213ZM213 104H212V105H213ZM216 104H215V105H216ZM221 104H223V102H221ZM4 105H5V104H4ZM21 105H24V104H21ZM37 105H38V104H37ZM41 105H42V104H41ZM41 105H40V106H41ZM48 105H49L50 107H49ZM48 105H47V106H48L49 108H51V104L49 103ZM66 105H67V104H66ZM123 105H124V104H123ZM123 105H121V106H123ZM145 105H146V104H145ZM145 105H144V106H145ZM151 105H152V104H151ZM151 105H150V107H148V108H150V111H151ZM155 105H153V107H154ZM173 105H174V104H173ZM173 105H171V106H173ZM187 105H188V104L186 103V107H187ZM228 105H229V104H228ZM18 106H19V105H18ZM38 106H39V105H38ZM40 106H39V107H40ZM96 106H97V105H96ZM96 106H95V107H96ZM126 106L129 107V105H126ZM126 106H124V107H126ZM147 106H149V105H146V109L149 110V109L147 108ZM158 106H159L158 109L156 108V110H158L156 113H158L159 111L161 112V110H160L161 108H162V112H163V113H162V114H163L162 116H164V113H165V112H166V114H167V112H168V115H167V116H164V118H165V117H166V118H169L170 121L176 120V119L178 118V117H177V114H179V112H178V113L175 112V109H174L173 111H174L175 113H177V114H176V117H177V118L174 117V114H175V113L172 112V111H171V113H174V114H173V117L171 118V117H170L171 114H169L170 111H168V110L166 111V106H167V105L165 106L164 103H163V104H158ZM178 106H179V105H178ZM201 106H200V107H201ZM213 106H214V105H213ZM213 106H211V107H212V108H215V106H214V107H213ZM222 106H223V105H222ZM236 106H237V105H236ZM241 106H242V105H241ZM241 106H240V107H241ZM249 106H250V105H248V107H249ZM252 106H253V104H252ZM1 107H2V105H1ZM1 107H0V109H1ZM39 107L35 106V109H38ZM65 107H66V106H65ZM77 107H78V106H77ZM87 107H88V106H87ZM99 107H101V106H99ZM153 107H152V110H155V107H154V109H153ZM156 107H157V106H156ZM196 107L198 108L199 106L197 105ZM196 107H195V108H196ZM218 107H219V106H218ZM238 107H239V106H238ZM243 107H245V106H243ZM15 108H19V107H15ZM81 108H82V107H81ZM81 108H80V110L82 111ZM101 108H102V107H101ZM170 108H171V107H170ZM170 108H168V109L171 110ZM190 108H192V107L189 105V109H190ZM195 108H194V111H195ZM204 108H205V109H204ZM204 108H203V110L205 111V113H203L204 111L202 112V110H201V111H198V113H196V114L199 115V114L202 112L203 115H204V117H205L206 115H209V116H210L211 114H206V111H207V109L210 110L211 108H210V107H208V108H207V107H204ZM209 108H210V109H209ZM223 108L225 109V106H224ZM230 108H231V107H230ZM249 108H250V107H249ZM255 108H257V107H255ZM19 109H24V106H23V108H21V106H20ZM32 109H33V108H32ZM32 109H31V110H32ZM35 109H33L32 112H34ZM41 109H42V107H41ZM54 109H55V108H54ZM54 109H53V108L50 109V110H51L50 114L52 113V110H53V113H56V112H54ZM103 109H102V111H103ZM115 109H116V108H115ZM118 109H121V107H120V108L118 107ZM189 109H188V110H189ZM226 109H228V107H227ZM244 109H245V108H244ZM253 109H254V108H253ZM253 109H250V110H249V113H248V114H250V117H252L251 114H252V112H253ZM111 110H113V109H111ZM124 110H125V111H124V114H126V113H125V112H126V109H124ZM127 110H128V109H127ZM197 110H198V109H197ZM211 110H212V109H211ZM213 110H215V109H213ZM235 110H236V109H235ZM238 110H239V109H238ZM246 110H247V109H246ZM1 111H2V109H1ZM1 111H0V112H1ZM16 111H17V110H16ZM20 111H21V110H18L17 113H16V116H17V117L20 116V118H18V119H21L22 116L24 117V115H25V114H23V113L21 114ZM64 111H67V110L65 109ZM69 111H70V110H69ZM69 111H68V112H69ZM71 111L69 112L70 115H75V116H76V114H74V113L71 114ZM78 111H79V109H78ZM102 111H101V113H102ZM106 111H107V112H106L107 115H109L110 112H111V111L109 112L108 110H106ZM164 111H165V112H164ZM176 111H179V110H176ZM184 111H185V110H183V112L181 111V112H182V115L185 114V112L187 111V109H186L185 112H184ZM192 111H193V110H192ZM216 111H217V110H216ZM216 111H211L210 113H213V112H214L213 114H215ZM242 111H244V110H242ZM250 111H252V112L250 113ZM255 111H256V110H255ZM13 112H15V111H13ZM13 112H11L10 118H11V119H12V118L15 119V120H13V119H12V120L16 122V120H17V119H16V116H15V117H12V113H13ZM21 112H23V110H22ZM32 112H31V113H32ZM79 112H80V111H79ZM83 112H84V111H83ZM113 112L115 113L114 115L116 116V112H117V111H114V110H113ZM119 112L122 113L121 110H120ZM146 112H147V111H146ZM148 112H149V111H148ZM160 112L158 113L159 115L161 114ZM181 112H180V113H181ZM196 112H197V111H196ZM199 112H200V113H199ZM239 112H240V111H238V113H239ZM244 112H245V111H244ZM24 113H26V112L24 111ZM35 113H36V112H35ZM35 113H34V114H35ZM40 113H41V112H40ZM69 113H68V114H69ZM108 113H109V114H108ZM117 113H118V112H117ZM151 113H154V112L151 111ZM156 113H154V114H156ZM207 113H209V112H207ZM219 113H220V112H219ZM219 113H218V114H219ZM17 114H21L22 116H21V115H17ZM42 114H43V113H42ZM45 114H46V113H44L43 115H45ZM47 114H48V113H47ZM62 114H63L62 116H64L65 113H62ZM82 114H83V113H82ZM82 114H81V115H82ZM84 114H85V113H84ZM97 114H98V113H97ZM111 114H112V113H111ZM124 114H123V118H124ZM166 114H165V115H166ZM213 114L211 115V117H213ZM220 114H221V113H220ZM220 114H219V115H220ZM225 114H226V113H225ZM225 114H224V112H223V115H225ZM244 114H245V113H244ZM248 114H245V115L248 116ZM258 114H259V113H258ZM14 115H15V114H14ZM14 115H13V116H14ZM43 115H40V116H43ZM48 115H49V114H48ZM48 115H47V116H48ZM70 115H69V116H70ZM105 115H106V114H104V116H105ZM114 115H112L113 118H114ZM147 115H148V114H147ZM156 115H157V114H156ZM156 115H155V116H156ZM182 115H181V117H182ZM197 115H196V116H197ZM216 115H217V114H216ZM219 115H218V116H219ZM227 115H228V114H227ZM227 115H225V116H226L227 119H228L229 115H228V116H227ZM260 115H261V114H260ZM27 116H29V115L26 114L25 117H27ZM40 116H39V117H40ZM52 116H53V115H52ZM62 116H61V117H62ZM69 116H65L66 122H67V120H68L69 122L72 120V119H70L71 117L69 118ZM125 116H126V115H125ZM150 116H152V115H150ZM150 116H149V119H150ZM155 116H154V118L152 117L153 120L156 119ZM160 116H161V115H160ZM160 116H159V117H160ZM178 116H179V115H178ZM184 116H185V115H184ZM184 116H183V117H184ZM196 116H195V117H196ZM200 116H201V115H200ZM243 116H244V115H243ZM56 117H57V116H56ZM91 117H92V116H91ZM91 117H90V118H91ZM117 117H120V116L118 115ZM201 117H202V118H201ZM201 117H200V120H201V121L203 120V122H204L205 119H206V120L208 119V117H205V118H203V116H201ZM211 117H210V119H211ZM214 117H215V116H214ZM214 117H213V118H214ZM10 118H9V119H8V117L6 118V119H7V123L5 122V121H6V120H5V121H3V123L0 124L1 127L3 126V129H7L6 132H8L9 129H10L12 126H15V125H13L14 123L12 122V120H11ZM42 118H43V117H41V119H42ZM47 118H48V117H47ZM50 118H51V117H50ZM50 118H49V119H50ZM52 118H53V117H52ZM52 118H51V119H52ZM97 118H98V117H97ZM105 118H106V117H105ZM113 118H112V121H114ZM123 118H122V119H123ZM160 118H161V117H160ZM160 118H158V121H157V120H156V121L159 122V121H160V120H159ZM164 118H163V119H164ZM166 118H165V120H166ZM213 118H212V119H213ZM220 118H221V117H220ZM223 118H224V117H223ZM229 118H231V117H229ZM255 118H256V115H255ZM45 119H46V117L44 116V120H45ZM56 119H58V118H56ZM69 119H70V120H69ZM84 119H85V118H84ZM99 119H100V118H99ZM99 119H98V120H99ZM101 119H102V118H101ZM101 119H100V120H101ZM106 119H108V118H106ZM106 119H104V122H106ZM119 119H120V118H119ZM119 119H118V120H119ZM125 119H127V118H125ZM169 119H168L167 123L169 122ZM172 119H173V120H172ZM179 119L181 120V118H179ZM227 119H226V120H227ZM249 119H250V118H249ZM9 120H10V121H9ZM21 120H22V119H21ZM21 120H20V121H21ZM26 120H27V118H25V121H26ZM37 120H38V119H37ZM37 120H35V121H37ZM44 120H43V121H44ZM47 120H48V119H47ZM47 120H45V121L47 122ZM53 120H54V122H55V121L57 122V120H55V118H53ZM58 120H59V119H58ZM74 120H75V119H74ZM79 120H80V119H79ZM79 120H78V121H79ZM91 120H93V119H91ZM95 120H96V119H95ZM108 120H110V119H108ZM108 120H107V121H108ZM120 120H121V119H120ZM120 120H119V121H120ZM150 120H151V119H150ZM150 120H149V121H150ZM153 120H152L151 123H153ZM192 120H193V119H191V122H192ZM194 120H196V119H194ZM200 120L197 121V123H196L197 126H195V127H198V131H199V126H200V124L202 123ZM213 120H215V121H214L215 124H216V121H217V123H219V122L221 121V120H219V118H218V120H217V119H213ZM213 120H211V121L213 122ZM224 120H225V118H224ZM224 120H223V121H224ZM22 121H23V120H22ZM29 121H30V120H29ZM38 121H39V120H38ZM43 121H42V122H43ZM45 121L43 122L42 125H45V124H44V123H46ZM112 121H110V122H112ZM121 121H122V120H121ZM121 121H120V122H121ZM125 121H126V120H125ZM183 121H184V118H183ZM199 121H200V122H199ZM209 121H210V120H209ZM211 121H210V122H211ZM228 121H231V120H228ZM242 121H243V118H242ZM242 121H241V122H242ZM257 121H258V120H257ZM40 122H41V120H40ZM51 122H52V121H51ZM97 122H98V121H97ZM97 122H96V123H97ZM100 122H101V121H100ZM120 122H119V124H121ZM122 122H124V121H122ZM126 122H127V121H126ZM126 122H125V123H126ZM147 122H148V121H147ZM161 122H162V121H161ZM173 122H174V121H173ZM176 122H177V121H176ZM178 122H179V120H178ZM189 122H190V121H189ZM205 122H206V121H205ZM205 122H204V124H206V123H210V122H206V123H205ZM212 122H211V124H209V125H212V124H213ZM224 122H225V121H224ZM233 122H234V120H233ZM235 122H236V121H235ZM243 122H244V121H243ZM243 122H242V123H243ZM250 122L253 123L254 121H253V122L250 121ZM21 123H22V122L19 123L20 125L18 124L19 126L16 125L17 128H19V131H20V132H21V130H24L22 127H23L24 124H25V123H23V124H21ZM84 123H85V122H84ZM87 123H88V126H91L90 123H92V125H93V124L95 123V121H94V120H93V121L88 120ZM154 123H155V122H154ZM181 123H182V122H181ZM225 123H226V122H225ZM231 123H232V122H231ZM251 123H250V124H251ZM260 123H262V122H260ZM6 124H11V125H7V126H6ZM37 124H39V123L37 122ZM37 124H36V125H37ZM47 124H51V125H52V123H50V120H49V123L47 122ZM47 124H46V125H47ZM66 124H67V123H66ZM78 124L81 126V122H80V123L77 122V125H78ZM106 124H107V123H106ZM126 124H127V123H126ZM159 124H160V123H159ZM169 124H170V125H171V124L173 125L172 122H169ZM169 124H167V125L170 127ZM178 124H179V123H178ZM178 124H174V127L177 126ZM183 124H184V123H183ZM191 124H192V123H189V124H186V123H185L186 126H187V125L189 126V125H191ZM198 124H199V125H198ZM226 124H227V123H226ZM228 124H230V122H228ZM232 124H233V123H232ZM235 124H236V126H238V125H237V122L234 123L233 126H235ZM245 124H246V123H244V125H245ZM255 124H256V123H255ZM257 124H258V123H257ZM31 125H32V124H31ZM46 125H45V127H46ZM68 125H69V124H68ZM150 125H151V124H150ZM154 125H155V124H154ZM180 125H181V124H180ZM194 125H195V123H194V121H193V126H194ZM209 125H208L206 128L204 127V131H205V129H207V131L209 130V128H210ZM230 125H231V124H230ZM8 126H9L10 128H9ZM25 126H28V125L26 124ZM38 126H39V125H38ZM38 126H37V128L44 127V126H39V127H38ZM47 126H48V125H47ZM49 126H50V125H49ZM69 126H70V125H69ZM95 126H96V124H95ZM95 126H94V127H95ZM102 126H103V125H102ZM104 126H105V125H104ZM122 126H124V123L122 124ZM122 126H121V128H122ZM158 126H159V125H158ZM181 126H182V125H181ZM186 126H184V127H185V130H186ZM203 126H206V125H203ZM203 126H202V128H203ZM245 126H247V125H245ZM245 126H244V127H245ZM248 126H249V125H248ZM251 126H252V125H251ZM253 126H254V125H253ZM255 126H256V125H255ZM35 127H36V126H35ZM75 127H76V126H75ZM97 127H98V126H97ZM99 127H101V126H99ZM107 127H111V125L108 124ZM148 127H149V124H148ZM155 127H156V126H154V128H155ZM159 127H160V126H159ZM178 127H180V126H177V129H178ZM189 127H190V126H189ZM189 127H188V129H189ZM208 127H209V128H208ZM212 127H213V125H212ZM238 127H239V126H238ZM238 127H237V129H235V131H236V130H237V131L240 130V129H238ZM262 127H263V126H262ZM15 128H16V127H15ZM25 128H26V127H25ZM28 128H29V127H28ZM28 128H26L25 130H27ZM72 128H73V127H72ZM72 128H71V129H72ZM76 128H77V127H76ZM87 128H91V127H87ZM111 128H112V127H111ZM111 128H109V129L111 130ZM118 128H119V127H118ZM150 128L152 129L151 132L153 133V132H154L153 130H155V129L152 128V126H151ZM172 128H173V126H172ZM172 128H171V129H167V131L165 130L164 132H167V133H168V130H169V132H170V130L172 131ZM181 128H182V127H181ZM223 128H224V127H223ZM1 129H2V128H0V131H1ZM32 129H33V128H32ZM32 129H31V130H32ZM40 129H43V128H40ZM40 129H39V130H40ZM71 129H70V130H71ZM80 129H81V131H82V128H80ZM80 129H79V130H80ZM83 129L85 130L86 127L84 126ZM105 129H106V128H105ZM122 129H123V128H122ZM157 129H158V127H157ZM175 129H176V128H175ZM188 129H187V130H188ZM200 129H201V128H200ZM212 129H213V128H212ZM212 129H210V131H211ZM245 129H248V128L246 127ZM250 129H251V127H250ZM13 130H14L13 128L10 129V132L13 131ZM68 130H69V129H68ZM72 130H73V129H72ZM86 130H87V129H86ZM118 130H119V129H118ZM158 130H159V129H158ZM178 130H180V129H178ZM182 130H183V128H182ZM182 130H181V131H182ZM187 130H186V131H187ZM202 130H203V129H202ZM202 130H201V131H202ZM232 130H234V129H232ZM256 130H257V128H256ZM17 131H18V130L15 129V132H17ZM34 131H35V128H34ZM119 131H121V129H120ZM124 131H125V130H124ZM124 131H123V132H124ZM201 131H199V132L201 133ZM213 131H214V129H213ZM213 131H211L210 134H209V132H207V134L209 135V138H210V136H211V134H212ZM237 131H236V132H237ZM241 131H242V129H241ZM241 131H238V132L241 133ZM1 132H3V130H2ZM6 132H5L4 135H7ZM20 132H19V133H20ZM35 132H36V131H35ZM71 132H72V131H71ZM108 132H111V131H108ZM108 132H107V136H108V138H109V133H108ZM121 132H122V131H121ZM133 132H135V131H132L131 133H133ZM223 132H225V131L223 130ZM24 133H25V132H24ZM24 133H23V135H24ZM27 133H28V131H27ZM27 133H26V134H27ZM75 133H77V132H75ZM75 133H74V134H75ZM147 133H149V132H147ZM158 133H159L160 135H161V134L163 135V136H162L163 140L165 139L166 135H168L167 133H165V135H164L163 130H162V133H161V131H160V132L158 131V132L156 133V134H157V135H156V140H157ZM182 133H184V132H182ZM182 133H179V134H182ZM225 133H226V132H225ZM230 133H231V132H230ZM240 133H239V134H240ZM250 133H251V131H250ZM9 134H10V133H9ZM9 134H8V135H9ZM17 134H18V133H17ZM17 134H16V136H17ZM26 134H25V136L28 135V134H27V135H26ZM29 134H32L31 131H30V129H29ZM74 134H73V135H74ZM104 134H105V133H104ZM117 134H118V133H117ZM133 134H134V133H133ZM136 134H137V133H136ZM139 134H140V133H139ZM141 134H142V133H141ZM141 134H140V135H141ZM169 134H171V133H169ZM174 134H176V132H175ZM203 134H204V133L202 132L201 135H203ZM236 134H238V133H236ZM242 134H243V133H241V134H240L239 136H237V137H239V138H240V136L243 137L244 135H242ZM251 134H252V133H251ZM8 135H7V137H8ZM10 135H11V134H10ZM18 135H19V134H18ZM20 135H22V134H20ZM23 135H22V136H23ZM76 135H77V134H76ZM79 135H80V134H78L77 137H78ZM131 135H132V134H131ZM137 135H138V134H137ZM140 135H139V136H140ZM177 135H178V134H177ZM177 135H176V136H177ZM208 135H207V136H208ZM228 135H229V134H228ZM253 135H254V134H253ZM255 135H256V134H255ZM257 135H258V133H257ZM257 135H256V136H257ZM262 135H263V134H262ZM14 136H15V135H14ZM125 136H126V133H125ZM125 136H124V137H125ZM134 136H135V135H134ZM134 136H133V138H134ZM149 136H151V135H149ZM171 136H172V135H170V137H171ZM204 136H205V135H204ZM207 136H206V137H207ZM225 136H226V135H225ZM231 136H232V133H231L230 136L228 137V139H230V142H231V139H233V138H230ZM73 137H74V136H73ZM73 137H72L71 139H73ZM79 137H80V136H79ZM110 137H111V134H110ZM117 137H118V136H116V138H117ZM120 137H121V133H120ZM153 137H155V136H153ZM167 137H168V136H167ZM167 137H166V138H167ZM250 137H253V136L251 135ZM250 137H248V138L251 139ZM1 138H3V135H2ZM4 138H5V137H4ZM11 138H12V137H11ZM21 138H22V137H21ZM111 138H112V137H111ZM111 138H109V139H111ZM116 138H115V139H116ZM122 138H123V137H122ZM130 138H132V136H131ZM147 138H148V136H147ZM171 138H172V139L175 138L174 135H173ZM190 138H191V137H190ZM234 138H235V135H234ZM248 138H247V139H248ZM255 138H256V137H255ZM7 139H8V138H7ZM9 139H10V138H9ZM27 139H28V141H29V138H27ZM69 139H70V138H69ZM75 139H76V138H75ZM79 139H80V138H79ZM140 139H142V138L140 137ZM151 139H152V138H148V140L142 139V140H144V141H143L144 143H143L142 145L145 146V144L147 143V141H148V143H149ZM154 139H155V138H154ZM167 139H168V138H167ZM167 139H166V141H167ZM223 139H224V138H223ZM228 139H227V141H228ZM243 139H244V138H242L241 140H242L243 142H245V143L251 141V140L248 141L247 139H246V140L244 139V140H245V141H244ZM257 139H258V138H257ZM257 139H256V140L253 139V141L257 142ZM18 140H19V138H18ZM25 140H26V139L24 138L23 141H25ZM31 140H32V136H31ZM34 140H36V139H34ZM73 140H74V139H73ZM134 140L138 141V143H139V142L142 143V140L139 141V139H138L137 137H136V139L134 138ZM163 140H162L161 142H163ZM225 140H226V137H225ZM238 140H239V139H238ZM16 141H17V139H16ZM16 141H15V139H14L13 142H16ZM166 141H165V144H166ZM242 141H241V142L238 141V142H239V146L241 145ZM259 141H260V139H259ZM259 141H258V142H259ZM232 142H233V141H232ZM232 142H231V143H232ZM238 142H236V143H238ZM24 143H25V142H24ZM27 143H28V142L25 143L26 145H25V147L23 146V149H26ZM34 143H36V142H34ZM141 143H140V144H141ZM148 143H147V144H148ZM158 143H159V142H158ZM163 143H164V142H163ZM163 143H162V145H163ZM250 143H251V142H250ZM261 143H262V144H261ZM261 143H259V145L261 144V145L263 146V145H264L263 142H261ZM102 144H103V143H102ZM102 144H100V146H101ZM147 144H146V145H147ZM225 144H227V142H225ZM225 144H224V145H225ZM228 144H229V146H230L229 141H228ZM252 144L254 145V143H252ZM257 144H258V143H257ZM257 144H256V146H257ZM18 145H19V144H18ZM23 145H24V144H23ZM32 145H33V144H32ZM44 145L46 146V144H44ZM60 145H62V144H60ZM151 145H152V144H151ZM166 145H167V144H166ZM166 145H165V146H166ZM243 145H244V143H243ZM253 145H251V146H253ZM261 145H260V146H261ZM21 146H22V145L20 144L19 147H16L15 149L17 150V148L19 149ZM41 146H42V148H43V145H41ZM45 146H44V148H45ZM177 146H178V145H175L176 148H177ZM211 146H212V145H211ZM211 146H210V147H211ZM220 146H221V145H220ZM229 146H228V147H229ZM234 146H235V143H234ZM247 146H248V145H247ZM249 146H250V145H249ZM256 146H255V149H256ZM14 147H15V146H14ZM14 147H13V150H14ZM32 147H33V146H32ZM32 147H31V148H32ZM61 147H62V146H61ZM61 147H60V149H61ZM102 147L104 148V146H102ZM102 147H99L98 151L100 150L101 152H105L104 150H105V148L107 149V145H106V147H105L104 149H102ZM132 147H133V146H132ZM230 147L232 148V146H230ZM230 147H229V148H230ZM235 147H236V146H235ZM243 147H244V146H243ZM257 147H258V146H257ZM263 147H264V146H263ZM33 148H34V147H33ZM38 148H39V147H38ZM40 148H41V147H40ZM40 148H39V149H36V147L34 148L35 150H37V155H38L39 151L41 150ZM173 148H174V147H173ZM237 148H238V147H237ZM237 148H236V150H237V153H238V149H237ZM250 148H251V147H250ZM20 149H21V148H20ZM23 149H21V151H20L21 153H22ZM183 149H184V148H183ZM185 149H186V148H185ZM223 149H224V148H223ZM223 149H222V150H223ZM232 149H233V148H232ZM232 149H230V150H232ZM245 149H246V148H245ZM247 149L249 150V148H247ZM257 149H258V148H257ZM261 149H262V148H261ZM16 150H15V151H16ZM43 150H44V149H42V152H43ZM45 150H48V149H45ZM45 150H44V151H45ZM50 150H51V149H50ZM218 150H219V148H218ZM225 150H226V147H225L224 151H225ZM251 150L253 151L254 149H251ZM17 151H18V152L15 153V154H16L15 157L17 156V154L20 155L19 150H17ZM26 151H27V150H26ZM33 151H34V150H33ZM33 151H31V152H33ZM173 151H175V149H174ZM181 151H182V150H180V153H181ZM183 151H184V150H183ZM183 151H182V152H183ZM224 151H223L222 154H221V153H220V152H221V147H220V152H218V153L222 156L223 153H224ZM243 151H244V149H243ZM249 151H250V150H249ZM256 151L260 152V147H259V150H255V152H253L252 154L257 153ZM261 151L263 152L264 149L261 150ZM10 152H11V151H10ZM10 152H9V153H10ZM35 152H36V151H35ZM35 152H34V153H35ZM45 152H46V151H45ZM45 152H43V153L45 154ZM171 152H172V151H171ZM176 152H177V151H176ZM176 152H173V153H176ZM186 152H187V150L184 151V154H185ZM228 152H229V151H228ZM228 152H226V154H227ZM232 152L234 153L235 151L232 150ZM232 152H231V153H232ZM6 153H7V152H6ZM34 153H33V154H34ZM48 153H49V152H48ZM180 153H179V154H180ZM231 153H229V155H231ZM25 154H26V156H27V154H29V152H26ZM30 154H31V153H30ZM33 154H32V155H33ZM35 154H36V153H35ZM35 154L33 155V157L35 158V160H37V158H36L37 155H35ZM41 154H42V153H41ZM182 154H183V153H182ZM182 154H180V155H182ZM241 154H242V153H240V155H241ZM260 154H264V153H260ZM260 154H259L258 156L261 158ZM0 155H1V156H0V159H1V157L4 156V155H3V154H0ZM7 155H8V154H7ZM13 155H14V154H13V151H12V155L10 154L9 156H13ZM21 155H22V154H21ZM32 155H30V156L32 157ZM45 155H46V154H45ZM172 155H173V154H172ZM176 155L179 156L178 154H176ZM176 155H174L173 157H175ZM217 155H218V154H217ZM220 155H219V156H220ZM229 155H227L226 157H230ZM242 155L244 156V154H242ZM254 155H257V154H254ZM9 156H8V158H9ZM26 156H25V157H26ZM35 156H36V157H35ZM40 156H42V155L39 154V157H40ZM219 156H216V157H217L216 160H215V157H214V158H211V160H212V161L215 160V162L217 163V161H218V159H219V158H218ZM223 156H224V155H223ZM233 156H234V155H233ZM237 156L240 157L239 155H237ZM5 157H6V156H5ZM13 157H14V156H13ZM18 157L21 158V156H18ZM27 157H28V156H27ZM27 157H26V158H27ZM33 157H32V158H33ZM42 157H43V156H42ZM226 157H225V159H226ZM244 157H245V156H244ZM2 158H3V157H2ZM8 158H7V159H8ZM34 158H33V160H34ZM183 158H184V157H183ZM222 158H223V157H222ZM232 158H234V157H232ZM232 158H229V161H230ZM241 158H242V156H241ZM252 158H253V157H252ZM7 159H6V160H7ZM21 159H22V158H21ZM29 159H30V158H29ZM141 159H142V158H141ZM179 159H180V157H179ZM200 159H201V158H200ZM204 159H205V158H204ZM223 159H224V158H223ZM235 159H236V158H235ZM4 160H5V159H4ZM11 160H12L11 162L13 163V160H16V158H15V159L12 158ZM33 160H32V161H33ZM107 160H108V159H107ZM107 160H106V161H107ZM181 160H182V159H181ZM201 160H202V159H201ZM240 160H243V159H240ZM258 160H260V159L258 158ZM261 160H263V159H261ZM261 160H260V161H261ZM9 161H10V160H9ZM28 161H31V160H28ZM39 161H40V160H39ZM198 161H199V160H198ZM202 161H203V160H202ZM204 161L206 162L207 159L204 160ZM204 161H203V162H204ZM222 161H223V160H222ZM222 161H219V164H220V165L218 164V165H219L218 167L221 166V162H222ZM237 161H238V160H237ZM21 162L23 163V159H22ZM176 162H177V161H176ZM182 162H183V161H182ZM194 162H197V160H195ZM194 162H193V163H194ZM203 162H202V163H203ZM231 162H233V161L231 160V161L229 162V163H230V164H229V168H230ZM234 162H236V161H234ZM241 162H242V161H240V163H239L240 165L242 164ZM243 162H244V160H243ZM255 162H256V161H255ZM261 162L264 163V160L261 161ZM261 162H260V163H261ZM17 163H18V162H17ZM26 163H27V161H26ZM197 163H199V162H197ZM197 163H194V166H195V164H197ZM207 163H208L207 166L210 167V168H212V167L210 166L211 164H209L210 161H209V162L207 161ZM207 163H206V164H207ZM225 163L227 164V162H225ZM225 163H224V164H225ZM236 163H237V162H236ZM263 163H262V164H263ZM3 164H4V162H3ZM35 164H36V163H35ZM97 164H98V163H97ZM234 164H235V163H234ZM234 164H233V165H234ZM15 165H16V164H15ZM18 165H19V164H18ZM18 165H16V166H18ZM28 165H29V164H26L25 167H24V165L21 166V167H23V168L26 169V167H27ZM36 165H37V164H36ZM38 165H39V164H38ZM92 165H93V163H92ZM184 165H185V164H184ZM214 165H217V164H214ZM214 165H213V166H214ZM256 165H257V164H256ZM260 165H261V164H258L257 167H256L257 169H256V168H254V169L258 171V168H259V169L262 168V166H261V168L258 167V166H260ZM207 166H206V168H204V170H203L204 173H205V169H207ZM226 166H227V165H226ZM231 166H232V165H231ZM248 166H249V165H248ZM252 166H254V165H252ZM12 167H13V166H11V168H12ZM88 167H89V166H88ZM94 167H95V166H94ZM94 167H93V168H94ZM99 167H100V166H99ZM201 167H202V166H201ZM203 167H204V164H203ZM203 167L200 168V166H199L198 168L200 169V171H199V169L196 170V171H199V172H198V176H199V173L201 172V170L203 169ZM221 167H222V166H221ZM246 167H247V166H246ZM16 168H17V167H16ZM193 168H194V167H193ZM210 168H209V169H210ZM216 168H217V166H216ZM224 168H225V167H224ZM240 168H241V166H240ZM248 168H250V167H248ZM14 169H15V166H14V168H12V169H10V170H12V172H14V171L16 170V169H15V170H14ZM17 169H19V166H18ZM90 169H91V167H90ZM196 169H197V168H196ZM213 169H214V168H213ZM232 169H233V168H232ZM250 169H251L250 172H253V171L255 172V170H253V167L250 168ZM250 169H249V170H250ZM10 170H8V172H9ZM20 170H24V169H20ZM135 170H137V169H135ZM215 170H216V169H215ZM215 170H212V171H215ZM217 170H218V169H217ZM217 170H216V171H217ZM220 170H221V169H220ZM220 170H219V172H220ZM222 170H223V169H222ZM222 170H221V171H222ZM228 170H229V169L225 168V171H226V172H229V171H230V170H229V171H228ZM263 170H264V169H262V171H263ZM179 171H180V167H179ZM194 171H195V169H194ZM216 171H215V172H216ZM238 171H239V170H238ZM8 172H7V173H8ZM22 172H23V171H22ZM22 172H20V173H21L22 176H23V173H24V172H23V173H22ZM206 172L209 173V170L206 171ZM215 172H214V173H215ZM217 172H218V171H217ZM217 172H216V176H214L215 174L212 173V174H213L212 177H213V179H214V182H216L215 180H216V178H217V176H218L217 174L219 173V172H218V173H217ZM232 172H233V171H232ZM254 172H253V173H254ZM260 172H261V170H260ZM263 172H264V171H263ZM9 173H10V172H9ZM237 173L239 174V172H237ZM241 173H242V172H241ZM11 174H12V177H13V173H11ZM21 174H18V177H16V178H20L19 176H21ZM87 174L91 175L90 173H87ZM158 174H159V173H158ZM192 174H193V173H192ZM194 174H196V173H194ZM194 174H193V175H194ZM201 174H202V172H201ZM219 174L221 175L222 173H219ZM225 174H226V173H225ZM242 174H243V173H242ZM257 174H258L259 176L262 175V174H259V171H258V173L256 172L255 175L257 176V178H258V175H257ZM14 175L17 176V171H16V173H15ZM159 175H160V174H159ZM207 175H208V174H206V175H204V176H207ZM220 175H219L218 178H221V177H222V176H220ZM243 175H244V174H243ZM245 175H246V174H245ZM245 175H244V176L241 175V176L244 178ZM263 175H264V173H263ZM121 176H122V175H121ZM160 176H162V175H160ZM164 176H166V175L164 174ZM164 176H163L162 178H164ZM202 176H203V174H202ZM204 176H203V177H204ZM209 176H210V174H209ZM223 176H224V175H223ZM225 176H226V175H225ZM236 176H238V175H236ZM239 176H240V174H239ZM241 176H240V177H241ZM102 177H103V176H102ZM146 177H147V176H146ZM193 177H196V176H193ZM242 177H241V178H242ZM249 177H250V176H249ZM22 178H24V177H22ZM120 178H122V177H120ZM199 178H200V181H202V179H201L200 176H199ZM210 178H211V177H210ZM224 178H225V177H224ZM241 178H240V181L242 182ZM246 178H248V177L246 176ZM246 178H244V179H246ZM250 178H251V177H250ZM257 178H256V179H257ZM260 178L262 179V176H261ZM13 179H14V177H13ZM135 179H136V178H135ZM160 179H161V177H160ZM166 179H167V178H166ZM204 179H205L204 181H206V178H204ZM225 179H227V178H225ZM236 179H237V177L235 178V180H236ZM244 179H243V182L249 184V182H248L249 180L246 182L247 179H246L245 181H244ZM253 179L255 180V184H258V183H256L257 180H256L254 177H253ZM253 179H252V180H253ZM258 179H259V178H258ZM263 179H264V177H263ZM131 180H132V179H131ZM222 180H223V179H222ZM30 181H31V180H30ZM77 181H78V180H77ZM118 181H119V180H118ZM132 181H133V180H132ZM137 181H138V180H137ZM163 181L166 182V180H164V179H163ZM197 181H198V180H196V182H197ZM219 181H221V180H219ZM263 181H264V180H263ZM263 181H261V183H262ZM111 182H112V181H111ZM119 182H120V181H119ZM125 182H126V181H125ZM190 182H191V181H190ZM192 182H193V181H192ZM207 182H208V181H207ZM223 182H227V181H223ZM251 182H253V181H251ZM251 182H250V183H251ZM258 182H259V181H258ZM17 183H18V182H17ZM29 183H30V182H29ZM120 183H121V182H120ZM130 183H132V182H130ZM161 183H163V182H161ZM168 183H169V182H168ZM202 183L207 184V183H205V182H203V181H202ZM211 183H213V181H211ZM217 183H218V181H217ZM233 183H235V181H234ZM237 183L239 184V181H238ZM163 184H164V183H163ZM182 184L184 185V183H182ZM199 184H200V182H199ZM243 184H244V183H242V186L246 185V184H244V185H243ZM263 184H264V182H263ZM40 185L45 186V185H47V184L45 183V184H40ZM81 185H82V184H81ZM117 185H118V184H117ZM119 185H122V184H119ZM119 185H118V186H119ZM129 185L131 186V184H129ZM158 185H159V184H158ZM171 185H172V184H171ZM177 185H178V184H176L175 186H177ZM202 185H203V184H202ZM222 185H223V184H222ZM229 185H231V184H229ZM233 185L236 186L237 184H236V185L233 184ZM240 185H241V184H240ZM249 185H253V186H254V184H249ZM49 186L51 187V185H48V186H47V187H48V188H47L48 190H50V189L52 188V187L50 188ZM132 186H134V185L132 184ZM132 186H131V187H132ZM163 186H164V185H163ZM172 186H174V185H172ZM172 186H171V187H172ZM196 186H197V185H196ZM214 186H216V185H214ZM223 186H224V185H223ZM238 186H239V185H238ZM238 186H237V188H238ZM242 186H241V187H242ZM35 187H36V186H35ZM35 187H34V188H35ZM39 187H40V186H39ZM119 187H120V186H119ZM119 187H118V188H119ZM125 187H126V186H125ZM155 187H156V186H155ZM157 187H158V186H157ZM199 187H200V185H199ZM203 187H204V185H203ZM203 187H202V188H203ZM206 187H207V186H206ZM210 187H212V186H210ZM230 187H231V186H230ZM247 187H248V186H247ZM43 188H46V187H43ZM166 188H167V186L165 185L163 191H164ZM242 188H243V187H242ZM259 188H262V187H259ZM259 188L257 187V189H259ZM126 189H127V187L125 188V190H126ZM178 189H179V188H178ZM185 189H187V187H185ZM193 189H195V191L198 190V189L196 190V188H193ZM222 189H223V188H222ZM222 189H221V190H222ZM225 189H226V188H224V191L227 190V189H226V190H225ZM228 189H230V188H228ZM231 189H232V188H231ZM248 189H249V188H248ZM254 189H255V188H254ZM257 189H256V190H257ZM263 189H264V188H263ZM51 190L54 191V189H51ZM119 190H121V188L118 189V191H119ZM122 190H123V189H122ZM122 190H121V191H122ZM128 190H129V189H128ZM146 190H147V189H146ZM173 190H174V187H173ZM191 190H192V189H190V191H191ZM202 190H203V189H202ZM205 190H206V189H205ZM213 190H214V189H213ZM232 190H233V189H232ZM234 190H236V189H234ZM242 190H243V189H242ZM256 190H255V191H256ZM38 191H39V190H38ZM121 191H119L118 193H121ZM126 191H127V190H126ZM163 191L160 189L159 194H160L161 192L164 194ZM186 191H187V190H186ZM188 191H189V190H188ZM190 191H189V192H190ZM192 191L194 192V190H192ZM198 191H199V190H198ZM211 191H212V190H211ZM257 191H258V190H257ZM259 191H260V190H259ZM54 192H55V191H54ZM115 192H117V191H115ZM167 192H168V191H167ZM193 192H192V193H193ZM219 192H220V191H219ZM236 192H237V193H240V192H238L237 190H236ZM245 192L247 193L248 191L245 190ZM29 193H30V191H29ZM156 193H157V192H156ZM162 193L160 194V198H163V194H162ZM173 193H175V192H173ZM183 193H184V192H183ZM195 193H196V192H195ZM195 193H194V194H195ZM201 193H202V192H201ZM217 193H218V192H217ZM217 193H215L216 196H217ZM222 193L224 194L225 192H221V194H222ZM229 193H230V194H229ZM229 193L227 192V195L229 194V199H231L230 196H231V194L235 193V191H234L233 193H231V191H230ZM246 193H245V194H246ZM253 193H254V190L251 191V195H250V196L253 195L252 199H253V198L256 199V198H255V195H254V194H256V192H255L254 194H253ZM259 193H261V192H259ZM30 194L32 195V192H31ZM122 194H124L123 191H122L121 195H122ZM159 194H158L157 196H159ZM189 194H190V193H189ZM196 194H197V193H196ZM249 194H250V191H249ZM26 195H27V194H26ZM72 195H73V194H72ZM113 195H114V194H113ZM113 195H112V196H113ZM161 195H162V196H161ZM164 195H165V194H164ZM170 195H171V194H170ZM190 195L192 196V194H190ZM199 195H200V193H199ZM213 195H214V194H213ZM257 195H258V194H257ZM260 195H262V193H261ZM157 196H155V197H157ZM166 196H168V195L166 194L164 197H166ZM209 196L211 197V194H210ZM216 196H215V197H216ZM232 196H233V195H232ZM235 196L238 198L239 195H238V196L235 195ZM240 196H241V195H240ZM263 196H264V190H263ZM114 197H116V196H114ZM125 197H126V195L124 196V198H125ZM127 197H128V196H127ZM173 197H175V196L172 194V197H171V198H173ZM195 197H196V195L194 196V198H195ZM219 197H220V194L218 195V198H219ZM157 198H159V197H157ZM160 198H159V199H160ZM168 198L171 200L170 196H169ZM207 198H208V196H206V199H207ZM211 198L213 199V197H211ZM218 198L216 197V199H218ZM244 198H245V197H244ZM246 198H247V197H246ZM246 198H245V199H246ZM125 199H126V198H125ZM125 199H124V200H125ZM141 199H143V198H141ZM152 199H153V198H152ZM179 199H181V198H179ZM201 199H202V198H201ZM206 199H205V200H206ZM216 199H215V200H216ZM229 199L226 198L227 201H228ZM233 199H234V198H233ZM233 199H232V200H233ZM245 199H243V200H245ZM257 199H260V198H257ZM148 200H149V199L146 198L147 203H148L151 199H150L149 201H148ZM155 200H156V199H155ZM172 200H174V199H172ZM194 200H195V199H194ZM198 200H199V199H198ZM198 200H197L196 202H198ZM208 200H209V199H208ZM219 200H220V199H219ZM238 200H239V199H238ZM238 200H237V201H238ZM140 201H143L144 203H146L144 200H140ZM140 201H139V202H140ZM157 201H158V200H157ZM203 201H204V200H203ZM206 201H207V200H206ZM206 201H204V202L207 203ZM239 201H240V203H241V200H239ZM261 201H263V203H262ZM122 202L124 203V201H122ZM137 202H138V201H137ZM143 202H141V205H143V207H145ZM173 202H174V201H173ZM229 202H230V201H229ZM234 202H236V201H235V200L232 201L231 204L234 203ZM242 202H243V201H242ZM260 202L262 203V205H261ZM260 202H259L260 205L263 206V205H264V200L260 199ZM123 203H120V204L122 205ZM142 203H143V204H142ZM147 203H146V205H147ZM223 203H227V205L225 204L226 206H230V205H231V204H229L228 202H223ZM223 203H222V205H223ZM238 203H239V202H238ZM257 203H258V202H255V203H254V204H256L255 206H256L257 208H259V210L262 209V207L260 208V205H259V204H258V206H257ZM139 204H140V203H139ZM216 204H218V203H216ZM137 205H138V204H137ZM141 205H138V206H140V209L142 208ZM214 205H215V204H214ZM218 205H219V204H218ZM235 205H236V204H235ZM235 205H233V207H235ZM249 205H250L251 207L253 206L252 203L249 204ZM34 206H36V205L34 204ZM147 206H148V205H147ZM147 206H146L145 208H147ZM150 206H151V205H150ZM206 206H207V205H205V208H206ZM219 206H220V207H219ZM219 206H218V207L221 208L222 210H223V209H226V208H224V207H221V204H220ZM226 206H225V207H226ZM237 206L239 207V209H241V211H242V208H243V212H244V213L247 212V213L249 214V211L247 210V209H249L248 207H246V210H247V211L245 212V211H244V210H245V207L240 208L239 205H237ZM237 206H236V210H238ZM242 206H243V205H242ZM250 206H249V207H250ZM215 207H216V206H215ZM251 207H250V208H251ZM165 208H166V207H165ZM173 208H174V207H173ZM257 208H256V210H257L256 212H257V213L259 212V213L261 214V215L259 214V215H260L259 217L261 218V216H262V214H263L262 212H264V211H262V210H263L264 208H263L262 210H260V211H258ZM197 209H198V208H197ZM206 209H207V210L203 209V210H205L204 212H206V211H208V210L210 209V211H208L207 214L205 213L206 216H207L210 212L212 213L213 206H211V207L207 206ZM229 209H230V208H229ZM252 209H253V208H252ZM142 210H145V209L143 208ZM189 210H190V209H189ZM189 210H188V211H189ZM191 210H192V209H191ZM222 210L219 211V213L225 211V210H223V211H222ZM231 210H233V208H231V209L229 210V216L231 215V214H230V211H231ZM145 211H146V210H145ZM193 211H194V209H193ZM193 211H192V212H193ZM198 211H199V210H198ZM261 211H262V212H261ZM142 212L144 213V211H142ZM227 212H228V211H227ZM227 212H224V213H225V214H228ZM234 212H235V209H234ZM234 212L232 211L231 213H234ZM239 212H240V211L238 210V213H239ZM243 212H242V213H243ZM194 213L196 214V217H197V215L199 216V214H200V213L198 214V212H196V211H195ZM194 213H193V214H194ZM211 213H210V215H208V216H211ZM224 213H223V214H224ZM247 213H246V216L248 215ZM252 213H253V212H252ZM205 214L203 213V215H204L203 217H205ZM217 214H218V213H216V216H218V217H219V215H221V214H219V215H217ZM138 215H139V213H138ZM187 215H188V213H187ZM239 215H240V214H239ZM241 215H243V214H241ZM192 216H193V215L191 214V217H192ZM194 216H195V215H194ZM200 216L202 217V215H200ZM208 216H207V217H208ZM221 216H222V215H221ZM221 216H220V217H221ZM233 216H234V215H233ZM252 216H253V215H252ZM256 216H257V214H256ZM139 217H140V216H139ZM189 217H190V216H189ZM212 217H213V214H212ZM212 217H211V218H212ZM218 217H216V219H217ZM220 217H219V218H220ZM226 217L228 218V215H227ZM247 217H248L247 219L245 218L246 220H243V219H242V220H243V221H247V220L249 219V221H248V222H249V223H248L249 225H251L250 223H252V220H253L254 222H256L255 224H256L257 226H261V227H263V229H262L261 227H260V228H261V232H262V234H264V233H263V232H264V225H263L264 223L262 222L263 224L261 225V222H260L261 220H258V219H260V218H257L256 221H255V220L253 219L254 217L252 218L250 215H248ZM249 217H250L251 219H250ZM208 218H209V217H208ZM219 218H218V219H219ZM222 218L225 219V215L222 216ZM235 218H237V216H236ZM262 218H263V220H264V214H263ZM262 218H261V219H262ZM212 219H214V217H213ZM232 219H233V217L230 218V220H232ZM226 220H227V219H226ZM221 221H222V219H221ZM250 221H251V222H250ZM239 222H241V220H239ZM257 222H259V225L257 224ZM168 223H169V222H168ZM242 224H243V223H242ZM246 224H247V222H246ZM253 224H254V223H253ZM202 226H203V224L201 225V227H202ZM257 226H254V227H257ZM230 227H231V232H233V231L236 230V228H235V229L233 228L234 230L232 231V224H231ZM230 227H229V228H230ZM235 227H236V226H235ZM237 227H239V226L237 225ZM243 227H244V226H243ZM247 227H248V226H247ZM247 227H244V228L241 227V228H242V231H243L242 234H243V233H244V234L247 233V236H248V233H249V231H250L251 229L249 230V229H247ZM65 228H66V227H65ZM203 228H204V226H203ZM246 229H247V230H246ZM166 230H167V229H166ZM197 230H198V229H197ZM237 230H238V228H237ZM237 230H236L235 232H237ZM240 230H241V229H240ZM240 230H238V231H240ZM245 230H246V231H245ZM248 230H249V231H248ZM255 230H258V228L255 229ZM255 230H254L253 232H256ZM262 230H263V231H262ZM229 231H230V230H229ZM247 231H248V232H247ZM251 231H252V230H251ZM169 232H170V230H169ZM216 232H217V230H216L213 234H215ZM235 232H234V233H235ZM240 232H241V231H240ZM245 232H246V233H245ZM253 232H251V237H250L251 240H252V239H255V237L252 238V234H253ZM261 232H260V233H261ZM164 233H165V232H164ZM217 233H218V232H217ZM220 233H221V232H220ZM257 233L259 234V231L256 232V235H255V233H254V235L257 236ZM231 234H232V233H231ZM231 234L229 233V235H231ZM239 234H240V233H239ZM239 234H237L236 236H240V237H241V234H240V235H239ZM222 235H223V234H221L220 237H221ZM227 235H228V234H227ZM227 235H226V236H227ZM249 235H250V234H249ZM233 236H235V235H233ZM236 236H235V237H236ZM243 236H244V235H243ZM247 236L245 237L246 240H247ZM210 237H211V238H209V239H211V248H207V247L204 246L205 248H207V250H209V252H210V250L212 249V247H214L213 245L216 244V243H215V239H216V238H214V240H213L212 235H211ZM214 237H215V236H214ZM216 237H217V236H216ZM228 237L231 238L232 235H231V236H228ZM258 237H259V238H260V237H263V239H261V240H262V241L264 240V235H260V234H259V235L257 236V238H258ZM56 238L59 239V237H55V239H56ZM221 238H222V237H221ZM225 238H226V237L224 236V239H225ZM237 238H239V237H236L235 239H237ZM224 239H223V240L220 239L221 242H222V244H223V242L225 241ZM231 239H232V241H234L233 238H231ZM231 239L228 238V239H226V240H231ZM237 240H238V239H237ZM240 240H242V239H240ZM243 240H244V239H243ZM238 241H239V240H238ZM256 241H257V239H256ZM119 242H120V241H119ZM197 242H198V241H197ZM212 242H214L215 244L212 243ZM236 242H237V241H236ZM247 242H248V240H247ZM249 242H250V241H249ZM251 242H254V240L251 241ZM263 242H264V241H263ZM170 243H171V242H170ZM227 243L229 244V242H227ZM227 243H225V244L228 245ZM254 243H255V242H254ZM258 243H259V242H258ZM38 244H39V243H38ZM174 244H175V242H174ZM194 244H195V243H194ZM198 244H200V243H198ZM198 244L196 243L195 246L197 247ZM203 244H204V243H203ZM206 244H207V242H206ZM206 244H205V245H206ZM231 244H232V243H231ZM231 244H229V245H231ZM234 244H235V243H234ZM234 244H232L230 247H232V246L234 247V246H235ZM236 244H237V243H236ZM244 244H245V242H244ZM252 244H253V243H252ZM252 244H250V245L252 246ZM118 245H119V244H118ZM118 245H117V246H118ZM237 245H239V244H237ZM247 245H249V244H246V246H247ZM250 245H249V247H251ZM155 246H159V245H155ZM198 246H199V245H198ZM207 246H208V244H207ZM242 246H243V245H242ZM53 247H54V246H53ZM56 247H57V246H56ZM118 247H120V246H118ZM175 247H177V246H174V249H175ZM226 247H227V246H226ZM226 247H225V245H224V247H221V250H222L223 248H226ZM233 247H232V248H233ZM239 247H240V245H239ZM244 247H245V245H244ZM252 247H253V246H252ZM255 247H256V246H255ZM165 248H167V246H165ZM219 248H220V247H218V249H219ZM232 248L229 249V248L227 247V249H228L229 251H230ZM235 248L238 249V247H236V246H235ZM240 248L242 249L243 247H240ZM247 248H248V247H247ZM247 248H245V250L248 251L249 248H248V249H247ZM263 248H264V247H263ZM263 248H261L262 251H264ZM258 249H259V248H258ZM212 250H213V249H212ZM215 250H216V248H215ZM221 250H219V251H221ZM224 250H226V249H224ZM233 250H235V249H233ZM249 250H250V251H249L248 253L251 252V249H249ZM255 250H256V249H255ZM40 251H41V250H40ZM213 251H214V250H213ZM216 251H218V250H216ZM222 251H223V250H222ZM222 251H221V252H222ZM241 251L244 252L243 249H242ZM230 252H232V251H230ZM258 252H259V251H258ZM210 253H211V252H210ZM216 253H217V252H216ZM219 253H220V252H218L216 255H218ZM224 253H225V252H224ZM260 253H261V252H260ZM251 254H252V257H251ZM262 254H263V253H262ZM29 255H30V254H29ZM246 255H247V254H246ZM254 255H255V254H254ZM263 255H264V254H263ZM247 256H248V255H247ZM256 256H257V255H256ZM192 257H194V261H195V258H196V257L193 256V255H192ZM192 257H191V258H192ZM250 257H251L252 259H251ZM254 257H255V256H253V253H250V256L248 257V260H253ZM223 258H224V257H223ZM249 258H250V259H249ZM261 258H262V257H261ZM261 258H260V259H261ZM209 259H210V258H209ZM221 259H222V258H221ZM262 259H264V258H262ZM192 260H193V259H192ZM225 260H227V259H225ZM229 260H230V259H229ZM254 260H255V259H254ZM178 261H179V260H178ZM230 261H232V260H230ZM236 261H237V260H236ZM236 261H234V262L232 261V263H231V262H230V263H231V264L237 263ZM260 261H263V260H259L258 262H260ZM216 262L219 263V261H217V259H216ZM222 262H223V261H222ZM222 262H221V264L224 263V262H223V263H222ZM225 262H227V261H225ZM248 262H249V261H248ZM252 262H253V261H251L250 264H251ZM256 262H257V260H256ZM258 262H257V263H258ZM239 263H240V262H239ZM239 263H238V264H239ZM257 263H256V264H257ZM175 264H176V263H175ZM198 264H199V263H198ZM224 264H225V263H224ZM227 264H229V263H227ZM258 264H259V263H258Z\"/></svg>",
  "mask_w": 264,
  "mask_h": 264
},
{
  "label": "clouds",
  "instance_id": "clouds-1",
  "mask_svg": "<svg viewBox=\"0 0 264 264\" xmlns=\"http://www.w3.org/2000/svg\"><path fill=\"white\" fill-rule=\"evenodd\" d=\"M110 109H114L118 107V103L113 102L112 104L109 105ZM113 115L115 114L114 112L112 113ZM262 168H264V164H262ZM33 199H34V204L38 205L41 203H52L55 202L54 200V194L50 192L47 188L41 189L38 192L33 193ZM2 223V221H0ZM0 264H3V262H0ZM69 264H93V262H69ZM191 264V262H189ZM206 264H214L213 261H207ZM253 264H256L254 261ZM259 264H264V261H260Z\"/></svg>",
  "mask_w": 264,
  "mask_h": 264
}]
</instances>
